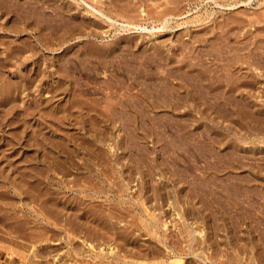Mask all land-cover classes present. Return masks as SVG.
Wrapping results in <instances>:
<instances>
[{
	"label": "rangeland",
	"instance_id": "obj_1",
	"mask_svg": "<svg viewBox=\"0 0 264 264\" xmlns=\"http://www.w3.org/2000/svg\"><path fill=\"white\" fill-rule=\"evenodd\" d=\"M10 1L9 0H4V1L0 0V2H1L0 3V37L1 38L0 39H2V40H0V88L2 89V91L0 89V97L2 98V99H0L2 101V102L0 101V168H1L0 169V264H85V263L86 264H92L90 261H92V262L95 261L94 263H97V264H113L114 262H116L114 264H123L125 262V259H124L125 256L123 255V252H125L124 251L125 250V238H121L119 236V235H121L120 234L121 232L126 231L129 227L132 226L128 230H134L136 232V234H139V232L142 233L141 234L142 236L137 237L138 239H137L136 243L144 244V245L146 243H150L149 241L147 242V239L148 240H154L155 242L157 241L155 238L152 237V234L146 233L147 231H146V228L144 227L143 222L137 217V214L145 209V205L143 203L140 204V202H143V200H146L145 198H147V195H148V193H146V191L149 188H150L149 191H151L149 197L152 196V198H154L153 187L155 188V191H157L159 196L157 199H152V202H151V200L148 202V205L151 206V209L154 210L159 216H160V214H162V216H160V217L163 220L168 219L169 220L168 225H169V227L172 226V229L176 228L175 226L172 225V223L176 226H180V229L184 228L185 225L193 226L195 229L194 236L196 238L198 237V235H199V237L202 236L200 238L199 237L197 238V239H199V240H197L198 243L196 242V238H195V240L193 242L194 246L191 249H189L186 246V242H185V244H184V242H182L183 245H185L184 247L186 249V250L184 249V251H189V253H181L182 255H180V257H182L184 260L183 264H191V263L195 264L194 263L195 261H196V264H197V261H198V264H264L263 263L264 259L261 262V260H259V258H258V257H260L261 254H263V250H264V247L262 248V246H264V240H261V238L264 239V237H263L264 236V233H263V231H264V228H263V226H264V215H263V217H260V218H263L262 221H260V218H259V216H262V214L258 215V213L264 214V206H263L264 205V197H263L264 196L263 195L264 190H262V189L260 190L258 187V186H261L259 184L261 181L264 180V176L262 178H259L258 179L259 181H257L258 177L256 178L253 175H251L248 168H246V167H240L239 168L238 167L239 169L235 168V170H234V165H232L235 162L234 160L237 159L238 157H240L242 160L245 158L244 159L245 161H243V163H251L250 160H253L254 162H252L251 164L255 163L254 165L257 164V166L260 168L262 166H264V159H263L264 158V139H263L264 136L261 137L258 134L255 135L254 130H253L254 128L250 126V125L254 124V121H251V119H249V117H248V116H250L248 113H250L251 115L252 114L255 115L256 113H258V111L259 112L261 111V108H262V110H264V57H263L264 56V44H263L264 43V32H263L264 31V16H261L262 14L264 15V13H263L264 12V10H263L264 9V0H250V1L249 0H234V1L233 0H183L181 3H172V4L170 3L171 5L168 4V6L170 5L169 6L170 8L168 6H166L167 4L165 5V4L160 3L163 0H145V1L144 0H136V2L134 0H127V2H126V0H113V1L112 0H91V1L90 0H60V1L59 0H41V1L39 0L40 2L38 0H35L36 3L34 0H30L31 3L29 0H20V1L19 0H15V1L10 0ZM28 1L30 4L28 3ZM132 1H133V3H132ZM148 1H150V2L152 1V3L150 4V2H148ZM17 2H19V3L17 4ZM146 2H148V4L150 6L148 4L145 5ZM156 2H157V4H156ZM119 3H120V5H119ZM135 3H136V6L137 5L139 6V8H138V6L137 7L135 6ZM154 3L156 6L154 5ZM21 4L23 6H25V5L26 6L23 7ZM112 4L115 5L117 12H116L115 7L112 8L114 6ZM128 4H129V6H128ZM132 4L136 8H134V6ZM152 4H153L152 8H155V9L158 8V9H161L163 11L167 10L170 12L167 14V17H166L168 19L167 22H165L166 18L157 16V11H155V9L151 8ZM173 4H174V6H173ZM28 5L30 6V8L33 5L34 6L32 7V9H30L29 7H27ZM59 5H60V7H59ZM65 5H66V7H65ZM110 5H111V7H110ZM157 5H158V7H157ZM162 5H164L165 7L161 8ZM117 6H118V8H117ZM145 6H147V7L149 6L148 8H151L153 12L154 11L156 12V14H154L155 12L154 13L151 12V14H150V12H148L146 14V12H144V11H148L149 9ZM182 6H183V8H182ZM119 7H121V10H122L121 12L119 11L120 10ZM128 7L129 8L131 7V9H133V10H127ZM166 7H168V8H166ZM172 7H174L173 10L171 9ZM146 8L148 10H146ZM67 9H68V11H67ZM138 9L141 11L140 14L138 13V12H140ZM151 9L149 11H151ZM8 10H10V11H8ZM32 10L35 12H32ZM113 10H114V12H113ZM179 10H180V13H179ZM253 10H255V12ZM27 11H29L30 13ZM171 11L175 12V13H172ZM235 11H237L238 13H236ZM20 12L23 14H21ZM31 12L34 13V15H32ZM125 12H127V14H129V15H127ZM133 12H135V13H133ZM252 12H254V13H252ZM257 12L259 15H257ZM260 12H262V13H260ZM27 13H29V14L26 15ZM130 13L131 14L133 13L134 15H131ZM159 13H161L160 10L158 11V15H159ZM255 13H256V17H255ZM30 14H31V16H30ZM51 14H52V16H51ZM153 14H154V16H153ZM234 14H235V16H234ZM237 14L240 17L237 16ZM250 14H252V17H254V18L250 19L249 18ZM16 16H18V17H16ZM28 16L31 18H28ZM128 16H130L132 18H130V17L128 18ZM257 16H259L260 18L259 17L257 18ZM230 17L231 18L233 17V19L239 20L241 22L235 21V20L231 19ZM245 17H247L246 18L247 20L245 19ZM19 18H21V19H19ZM61 18H62V20H61ZM216 18H218V19L216 20ZM240 19H242V20H240ZM244 19H245V21H244ZM72 20H76V21L78 20V21L77 22L75 21L76 22L75 23ZM218 20H220V21H218ZM224 20H225V22H224ZM251 20H253V21H251ZM82 21H83V24H82ZM228 21H230V22H228ZM231 21H233L234 23ZM26 22H27V24H26ZM80 22H81V24H80ZM84 22L88 23L87 27H86L87 24L84 25ZM250 22H252V23H250ZM8 23L10 24V26H8L9 25ZM219 23H221V24H219ZM227 23L230 25H228ZM14 24H15V26H14ZM238 24L240 26H238ZM23 25H24V27H23ZM89 25H90V27H89ZM242 25H244V26H242ZM159 26H161V29L159 28ZM56 28L58 30H56ZM74 28H75V30H74ZM84 28L86 30H84ZM227 28H228V30L226 31ZM87 29L89 32L87 31ZM206 31L208 34L206 33ZM1 34H2V36H1ZM63 34H64V36H63ZM202 35L205 37H202ZM236 35H237V38H236ZM47 36H48V38H47ZM167 37H170V39ZM217 39H218V41H217ZM256 39H257V41H256ZM150 40H152V42ZM192 40L194 42H192ZM46 41H47V43H46ZM92 41H94V42H92ZM182 41H183V43H185V45L182 44ZM15 42H16V44H15ZM153 42L154 43L157 42L159 45H157L156 43H155L156 44L155 45ZM245 42H249V43H245ZM120 44H123V45L119 46ZM132 44H134V45H132ZM151 44H152V46H155V47L151 48L152 47ZM186 44L189 46V48L187 47ZM259 44H260V47H259ZM35 46H36V48H35ZM84 46H85V48H84ZM133 46H135V47H133ZM246 46L248 47V49ZM261 46H263V47H261ZM146 47L150 50H148ZM185 47H186V50L188 49L187 52L185 51ZM223 47H224V49H223ZM242 47H244V49ZM162 48H164V49H162ZM181 48H182V50H181ZM191 48H192V50H191ZM200 48H202L201 49L202 51H199ZM88 49H89V51H88ZM141 49H144V53H143V50H141ZM152 49H153V51H152ZM242 49H243V51H242ZM15 50H17V51H15ZM160 50H162V51L160 52ZM205 50H207L206 51L207 53L205 52ZM253 50H256V51H253ZM90 51L92 53H88ZM114 51L116 53H114ZM138 51H140V53ZM165 51L167 54L165 53ZM215 51H217V52H215ZM258 51H260V52H258ZM145 52H147V53H145ZM151 52H155V53H151ZM200 52H203V53H200ZM221 52H222V54H221ZM254 52H255V54H254ZM7 53H8V55H7ZM101 53L104 57L101 55ZM149 53H151V54H149ZM171 53H172V55H170ZM146 54L149 56H146ZM155 54H157L158 56ZM162 54H164V55L166 54L167 57L162 55ZM245 54H247L246 58H245ZM250 55H253V56H251V57H253L252 60H249ZM199 56H200V58H199ZM248 56H249V58H248ZM257 56H258V58H257ZM146 57L147 58L151 57L152 59H147ZM164 57H166V58H164ZM183 57L184 58L187 57V58L183 59ZM243 57L245 60L248 58L247 61L242 59ZM254 57H256V58H254ZM259 57H261V58H259ZM153 58H155V59H153ZM157 58H160V59L157 60ZM178 58H180V59L177 61L176 59H178ZM104 59H106V60H104ZM163 59H164L165 63L161 62V61H163ZM173 59H174V61H173ZM181 59H182V61H181ZM199 59H201V60H199ZM258 59H259V62L262 59L260 63L258 62ZM155 60L158 62H156ZM188 60L190 61V63ZM242 60H243V62H242ZM225 61H227V62H225ZM166 62H167V64H166ZM170 62L171 63L173 62L172 65ZM174 62L175 63L181 62L182 64L176 63L174 65ZM185 62H187V63L185 64V66H183ZM196 62H199V63H196ZM249 62H250V64H249ZM251 63H252V65H251ZM257 64H259V65H257ZM169 65H171V66H169ZM228 65L231 67H229ZM190 66H191L192 70L190 69ZM248 66H249V68H248ZM58 67H59V69H58ZM167 67L169 68V71H168L169 73L166 72L168 70ZM176 67L179 70L181 68V70L184 73L177 70ZM197 67H198V69L200 68L202 70H204L205 68L206 69H205V71H202L203 73L201 72V70H199L201 73V74H199ZM184 68H187V69H184ZM48 69H50V70H48ZM60 69L62 70V72L59 71ZM170 69H172V70L170 71ZM209 69L211 71L212 70H214V71L208 73V71H210ZM206 70H207V72H206ZM27 71H29V72H27ZM172 71H174V72H172ZM192 71H195V72H193V74H192L191 73ZM223 71L224 72L229 71V72L224 73ZM165 72L167 75L165 74ZM217 72L219 73V75ZM244 72H246L247 74ZM66 73L68 76L66 75ZM185 73H187V76ZM242 73H244L245 75L244 74L242 75ZM26 74H27V76H26ZM61 74H63V75H61ZM173 74H175V75H173ZM183 74L185 76H181ZM198 74H199L198 77H200V78H198V77L196 78V76ZM209 74H211V75H209ZM229 74H231V76ZM65 75H66V77H65ZM162 75L164 76V78L162 77ZM170 75H171V77H170ZM248 75H250V77ZM242 76L243 77L248 76V78L246 77L247 80L248 79H250V81L252 80L253 84H252V82L251 83L249 82L250 84L241 85L239 87V89L237 91H235L234 95L230 94L231 92L227 91V89H225L222 86H221L222 89L218 88V87H214V86H216L215 84L218 83L217 81L222 82L224 80L223 82H230V83L233 81L237 82V81H239V79L240 80L245 79V78H242ZM179 77H182V78H179ZM61 78H63V79L65 78L64 79L65 83L63 82L64 80ZM203 78H205V79H203ZM229 78H231V79H229ZM179 79L183 80L184 82L186 79L185 83H187V85H189L192 90H195L196 95L199 96L200 97L199 99H201V100L200 101H192V102L191 101H180V98L177 96L178 94L176 92V88H177L175 86L176 84L174 85V82L179 80ZM197 79H198V81H197ZM164 80H166V82ZM214 80H216V81H214ZM242 80L239 83L244 81V80L243 81ZM170 81L173 83V85ZM194 81H196V82L194 83ZM21 82L25 86H22L23 84ZM10 83H12L13 85ZM18 83H19V85H18ZM167 83H170L171 86H170V84L165 85ZM213 83H215V84L212 85ZM206 84L207 85L211 84L212 85L211 87H214L216 90H214L213 88L210 90L209 88H207ZM5 85H7V86L5 87ZM8 85H11L12 87L10 86V89H9ZM14 85H15V87H14ZM75 86H76V88H75ZM166 86H167V88L165 89ZM3 87H4V91H3ZM11 88L13 90H11ZM16 88H17V90H16ZM171 88H172V90H170ZM205 88H207V90ZM72 89H74V90H72ZM182 89H181V92L184 94V89L183 90ZM217 89H218V91L221 89V92H216ZM6 90H8V91H6ZM167 90L169 91L168 92L169 94H167ZM199 90H200V93H199ZM2 92L4 94H2ZM5 92H7V93H5ZM8 92H9L10 97H12L11 95L14 94L11 99L8 98V96H9ZM182 93H180V94H182ZM215 93H217V94H215ZM227 93H229V94H227ZM236 93L240 95L239 99H238L239 96L236 95ZM5 94H7V95H5ZM158 94L160 97L157 96ZM161 94H163L164 96ZM205 94H206V96H205ZM225 94H226V96H225ZM2 96H4V97H2ZM155 96H157V97L155 98ZM223 96L225 98H229L230 101H223V100H225V98ZM6 97L8 100L6 99ZM161 97H162V99H161ZM165 97H167V98H165ZM168 97H170L171 99ZM246 98H247V100H246ZM168 99L175 100V101H173L174 102L173 103L172 101H170ZM234 99H236V100H234ZM240 99L242 100V102L239 101ZM164 100H166V101H164ZM176 100H179V101H176ZM69 102L70 103L72 102V103L70 104ZM233 102H235V103H233ZM167 103H169V104H167ZM242 103L243 104L245 103V105H247V106L242 105ZM153 104H156V105L159 104L160 106L158 105L157 107H154L156 105L153 106ZM177 105H178V107H177ZM217 105H218V107H217ZM252 106H254V107H252ZM67 107H68V109H66ZM172 107H174L176 109H173ZM247 107L249 110L252 108V110L249 111L247 109ZM258 107H260V108H258ZM44 108H45V110H44ZM88 108H89V110H88ZM102 109L104 112L102 111ZM123 109H125V110H123ZM5 111H6V113H5ZM131 111H132V113H131ZM252 112H254V113H252ZM68 114H70V115H68ZM122 114L124 115V118H123ZM191 114H193V115H191ZM67 115H68V117H67ZM103 115L105 116V118ZM168 115L169 116L172 115V116L169 117ZM176 115H177V117H179L178 118V121L180 120L179 122L176 119L177 118ZM180 115H182V116H180ZM237 115H239V116H237ZM113 116L117 117V118L115 119ZM166 116H168V117H166ZM183 116H184V118L190 117L189 122L193 121L195 124L193 125V123H189L187 121L188 118L184 119ZM191 116H194V118ZM197 116H198V118L200 116L201 120L197 119ZM10 117L11 118L12 117L13 118L20 117V118L19 119L17 118V120L13 119V121H12V119ZM112 117L114 118V121H113ZM174 117H176L175 118L176 120L174 119ZM245 117H246L245 120H249V121H251V123L252 122L253 123L252 124L246 123V121L244 120ZM170 118L174 119L177 122H175L174 120H172ZM106 119H108V120H106ZM191 119H193V120H191ZM7 120H8V122H7ZM88 120H89V122H87ZM171 120L173 121L174 124L176 123L175 126H173L174 124H172ZM182 120H183V122H182ZM197 120H198V122H197ZM14 121L15 122L18 121V123H14ZM123 121H125V122H123ZM184 121H187V122L184 123ZM5 122H6V124H5ZM12 122L14 124H11ZM169 122H171L170 126H167L169 124ZM8 123L10 125H8ZM179 123H181V124L179 125ZM187 123L191 124L190 130H192L194 134L189 129L187 131L185 129H181L182 126H184ZM202 124L204 126H202ZM240 124H245L247 128L246 127L244 128L243 125L238 126ZM99 125H100V127H99ZM129 125H130V127H129ZM180 126H181V128H180ZM236 126L239 128H237ZM169 127H171V128H169ZM174 127H176L179 131L177 129H175ZM168 128H169V130H168ZM202 128L205 130L207 129V131H208L209 135H211V137ZM233 128H235V129H233ZM170 129H172V130L170 131ZM193 129H195L196 131ZM199 129H202V130H199ZM165 130H167V131H165ZM239 131H244V132L241 133ZM187 132L190 134H186ZM133 133L135 134V136ZM184 133L186 135H184ZM195 133H197V134H195ZM199 133L200 134L206 133V136L202 135V134L200 136ZM14 134H15V136H14ZM105 134H106L105 139L100 140V136L105 135ZM191 134L194 135L195 137L194 136L190 137ZM246 134H247L248 138H247V136H245ZM182 135H184L185 137ZM76 136H77V138H76ZM204 136L205 137L208 136L207 140ZM61 137H62V139H61ZM196 137L198 140L196 139ZM217 137L219 140L217 139ZM255 137H256V139H255ZM171 138H174V139H171ZM209 138H211V139L215 138L214 139L215 144H213L214 140L213 139L211 140ZM229 138H230V140H229ZM234 138H236L235 139L236 141L232 140ZM241 138H243V139L245 138L246 141H240ZM187 139H189V140L187 141ZM194 139L197 141L198 144L196 143V141H194ZM65 140L67 143L65 142ZM72 140H74V141H72ZM80 140H81V142H80ZM89 140L91 143L89 142ZM191 140H192V142H191ZM251 140L253 141L252 144L247 143V142H250ZM216 141L217 142L219 141V143H217ZM231 141L232 142L234 141V143H232ZM255 141H257V142H255ZM82 142L83 143L85 142V143L83 144ZM86 142H87V145H86ZM208 142H209V144H208ZM254 142H255V144H253ZM106 143H108V144H106ZM242 143H244V144H242ZM88 144H90V145H88ZM159 144L162 147H160ZM232 145H233V148L238 150V151L234 150L232 148ZM241 145H243V146H241ZM60 146H62V147H60ZM212 146H214V149L218 147V150L215 149L216 150L215 151ZM87 147H89V148H87ZM199 147L201 149H199ZM112 148H113V150L110 151ZM243 148H244V150H243ZM257 148H258V150H257ZM197 149H199L200 151ZM222 149L223 150L225 149V150L222 151ZM228 149L231 151H229ZM168 150L170 153L168 152ZM242 150L245 151V154H244V152H241ZM214 151L215 152L219 151V152L214 154L215 153ZM235 151H236V153L238 152L237 154L240 153V155L242 157L240 155H237L235 153ZM248 151H250V152L252 151V152L249 153ZM228 152L229 153L233 152L235 154L231 153V155L233 154L231 156ZM120 153H122V154H120ZM195 153H196V156H195ZM219 153H221V154H219ZM124 154L126 157L124 156ZM146 154H147V156H146ZM218 154H219V157L217 156ZM225 154L227 157L223 156ZM245 155H247L248 157L247 156L245 157ZM66 156H67V158H66ZM78 156H80V158ZM222 156H223V158H222ZM254 156L257 158H255ZM173 157H175V158H173ZM224 157H225V160H224ZM251 157L252 158L254 157V158L252 159ZM261 157H262V159H261ZM70 158H72V159H70ZM227 158H229V159H227ZM67 159L73 163H75V162L82 163L81 165L83 168L77 169L78 168L77 167V168H73L72 170H70V169L68 170V168L63 169V170H58V169L54 168L53 164L57 160L60 161L61 163L65 164L66 167L70 166L69 162L67 164L65 163V161ZM79 159H81L82 161L81 160L79 161ZM248 159H250L249 160L250 162L248 161ZM254 159H256V160H254ZM107 160H109V161L106 162ZM122 160L123 161L125 160V161L123 162ZM226 160H227V162H226ZM77 163H75V164H77ZM229 163L231 164V166H233L232 168H230L231 166ZM173 164H175V165H173ZM179 164H180L181 168H179L180 167ZM25 165H26V167H25ZM100 165L102 166L101 167L102 171L100 170L101 168H99ZM103 165H104V167H103ZM213 165H216V166L213 167ZM89 166L90 167L92 166L91 170H90ZM108 166H111V167H108ZM221 166L223 168L224 167H226V168L225 169L222 168L223 169V171H222ZM35 168H36V170H35ZM52 168L54 169L53 171H52ZM228 170L230 173L228 172ZM37 171H39V172H37ZM233 171H234V173H233ZM245 171H247V173ZM178 172L182 176L181 175L178 176ZM210 172H212V174ZM213 172H214V174H213ZM236 172L238 173L239 176L236 175L237 174ZM231 173L234 176H232ZM242 173L244 174V176ZM28 174L30 176H28ZM59 174H61V175H59ZM210 174H211V176H213V175L214 176L211 177ZM226 174L228 177L226 176ZM229 174L231 175L232 180H230ZM240 174H242L243 178L247 177V179L248 178L251 179L254 177V179H252V182L254 183L253 185H255V187L253 186V189L255 188L256 192L254 191L253 194L256 193V196L262 195V197H260V196L256 197L255 195H251V194L247 195V194H249V192H246L243 195L240 194L242 196V199H241L240 195H239L240 197H237L238 194L234 193V190L230 191V185L234 184L236 181H239L240 178H242V177H240L241 176ZM219 175H220V177H219ZM53 176H55V177H53ZM75 176H77L78 181L76 180L73 182V178H75ZM90 176H92L94 179H95V177H97L98 179H96V181L94 182L93 178L92 177L90 178ZM20 177H22V178H20ZM206 177H208V178H206ZM224 177L225 178L227 177V179L223 180V179H225ZM233 177L236 179H233ZM205 178L207 179V182H206ZM212 178H213V180H212ZM217 178L218 179L220 178V179L218 180ZM64 179H65V182H60ZM88 179H89V182H88ZM148 179L151 180L150 183H149ZM97 180H99V181H97ZM253 180H255V181H253ZM92 181H93V183H92ZM115 181H117V182H115ZM146 181L150 185L147 184ZM201 181H203V182L201 183ZM214 181L216 184L214 183ZM75 182L78 184L84 183L83 185L87 184V185H90L92 187L96 186L97 188L103 187V188L109 190V192L107 193V194H109L108 198H106V193H102L103 195L102 194L95 195L94 200H93V204H95V206H96L99 203L97 205L98 207H102V206L105 208L111 207V210H112V208H114L112 210V212L114 213V214L112 213L113 217L111 215V216H108L107 219L109 221L111 220V222L115 223V225L113 228L110 229L111 231L108 233V235L110 237L107 236V238H99L98 236L93 235L92 238H90L89 240H91L93 242V244H95L94 248H96V250H98L100 248V246L103 245L104 250L106 252H108V251H110V248L113 247V250L116 252V254L114 256L112 255L113 253L112 254L109 253L108 257H104L102 255L95 257L94 255H92V252L90 250H88V246H86L87 244H85V242H83V241H79L82 239V237H80V236H81V234H83V232H79L78 230H74L73 228L71 229L69 225H67L70 228L69 231L65 230V227L61 228V226L65 223V220H62L63 217L59 214H56V212L54 213V212L49 211V210H52V207H55L58 209L60 208L61 204L56 207L55 203L54 202L52 203L51 201L53 199H55V197H57L56 199L59 200L65 194L62 199L67 201L65 204L68 207V209L63 208L61 206V208L63 209V212H65V213L75 212L74 208L73 209L71 208V207H74L73 206L74 201L71 202V200L73 198L75 200V202H78L80 197L83 196V194L81 192H79V191L74 192L70 188V185L72 183L75 187H77L75 185ZM113 182H114V184H113ZM222 182H224V183H222ZM25 183H28V184H25ZM68 183H69V185H68ZM191 183L194 185H192ZM220 183L224 184V186L228 185L229 187L228 188H226V187L222 188L224 186L223 185L221 186ZM225 183H231V184L225 185ZM99 184H101V185H99ZM199 184L201 185L202 188L200 187ZM206 184H208V185H206ZM261 184L264 187V183L261 182ZM36 185L40 188L41 191L43 189V191L42 192L39 191V189ZM144 185L146 188L144 187ZM148 185H149V187H148ZM151 185H152V187H151ZM161 186H162V188H161ZM163 186H165V187H163ZM187 186H188V188H187ZM213 186H216V188ZM184 188H186V192H184L185 191ZM226 189L229 190L230 194ZM256 189H259V191ZM216 190H217V192L218 191L219 192L216 193L215 192ZM225 190H226V192L224 193ZM35 191H37V192H35ZM38 191L41 194H39ZM44 191H46L47 193ZM54 192H55V194H54ZM143 192H144V194H143ZM179 192H182V193H179ZM183 192L186 194H184ZM198 192H200V193H198ZM44 193L46 196L44 195ZM220 193L221 194L223 193V194L221 195ZM226 193H228V194L226 195ZM232 193H233V195H232ZM181 194H183L185 197ZM201 194H203V195H201ZM213 194H214V197H213ZM75 195H78V196L75 197ZM215 195L218 197H216ZM219 195H221L222 198ZM230 195H232V196H230ZM65 196L66 197L71 196V197H70V199L69 198L66 199ZM233 196L237 197L238 199L234 198V201H233ZM36 197H37V199H36ZM251 197H253L255 199H253ZM259 197H260V199H258ZM76 198H77V201H76ZM86 198H89V197H86ZM215 198H218V199H215ZM244 198H246V199H244ZM139 199H141V201ZM203 199H205V200H203ZM206 199H207V203L209 202V204L205 203ZM210 199H212L214 201V204L216 206H218V207L220 206L221 210L214 212L215 209H212L213 206L210 205V203H212L213 201ZM220 199L223 201H221ZM250 199H251L252 203L255 201L256 205H255V203L252 204ZM168 200H169V202H168ZM216 200H218V201H216ZM236 200H237V202H236ZM238 200H242V202L240 201V205H241L242 210H240ZM94 201H96L97 204ZM99 201L103 202L102 206L100 205L101 202H99ZM224 201L227 203H225ZM228 201H229V203H228ZM114 202H116V203H114ZM156 202L158 204L152 205L153 203H156ZM217 202H221V203L219 204ZM260 202L262 204H260ZM118 203L121 205H119ZM159 203H160V205H159ZM178 203H179V205H178ZM243 203H245L247 205H244V207H243L242 206ZM250 203L252 205H250ZM111 204H113V205H111ZM233 204H237L239 206V210H238L239 212L238 213L235 210H233ZM222 205H223V207H222ZM253 205H255V206H253ZM184 206H186V207L189 206V208H191V206H192L191 210L189 211L191 214L190 213H189V215L187 214L188 219L181 217V215L179 213L183 210ZM193 206H195V207H193ZM224 206L227 209H225ZM229 206H230V208H229ZM258 206H260V207H258ZM40 207H41V210H44V211H41ZM254 207H255V209H254ZM119 208L122 210H119ZM178 208L179 209L181 208V210H179ZM228 208H229V210H228ZM243 208H244V210H243ZM245 208L246 209L248 208V209L246 210ZM261 208H263V209H261ZM230 209H231V212H230L231 215L228 214ZM251 209L252 210L254 209L253 211H255V212H253ZM117 210H118V212H117ZM226 210L228 211L227 212L228 215L225 212ZM82 211L83 210L81 209L78 212L82 213ZM106 211L108 212L109 210L106 209ZM160 211H161V213H160ZM233 211H235V213ZM248 211H250V213H247ZM257 211H259V212L256 213ZM42 212H44V213H42ZM47 212H48V214H47ZM119 212L125 213V214H121ZM208 212H212V213H208ZM243 212L245 213V216H247L249 214L247 216L249 218L244 217V215H241V214H244ZM251 212H252V214H254V213L255 214L252 216ZM130 213H131V215L134 216V217L132 216L135 219V220L133 219L134 221L130 217L131 216ZM206 213L208 214V216L210 215L208 218L206 216L207 215ZM236 213H237V215H236L237 218L239 217L238 219H235L236 216H234V215ZM46 214L48 215V217L46 216ZM172 214H174V215H172ZM192 214L193 215L196 214V215L193 216ZM232 215L234 216L233 218L231 217ZM72 216L74 217V215H72ZM135 216H136V218H135ZM165 216H166V218H165ZM204 216H206L207 220H204L205 219ZM251 216L253 218H254V216L257 217L258 220L256 221L257 218H254V221H253V218ZM212 217L214 218L215 222L213 221ZM228 217H230L231 219L229 218L230 219L229 220ZM91 218L92 217H90V219ZM129 218H131V219H129ZM170 219H171V221H170ZM179 219L181 222H178ZM82 220L87 221L84 217L82 218ZM129 220H131V221H129ZM175 220H176V222H175ZM223 221H224V223L222 224ZM247 221L248 222L251 221L252 223L251 222L248 223ZM255 221H256V223H255ZM126 222H127V224H125ZM136 222L138 224H136ZM177 222L179 223V225ZM192 222H193V224H196V223L198 224L200 222V224L193 225V224H191ZM253 222L255 225L253 224ZM175 223H177V224H175ZM180 223L184 224V226ZM211 223L213 224V226ZM232 223H233L234 227H232ZM202 224L204 227H202ZM208 224H210V225H208ZM238 224H240V225H238ZM250 224H252V226ZM222 225L225 227L224 229H222L223 228ZM226 225H227V227H226ZM124 226H125V228H124ZM181 226H183V227H181ZM214 226H216L217 228L215 227L216 228L215 229ZM138 227H141V229H138ZM200 227L206 229V230H203L204 234L202 232H201L202 234L200 233L199 230L202 229ZM207 228H209V229H207ZM258 228H259L260 232H258V230H257ZM260 228H261L262 232H261ZM170 229L171 228H169V230ZM180 229L177 227L176 228L177 231L174 230L173 232H176V233L179 232L180 233ZM211 229L214 231V233L217 232V234L214 235V233L212 232ZM103 230L105 231V229H103ZM253 230H255L257 232H255ZM229 231L231 233H228ZM232 232H233V234H232ZM246 232L249 234H247ZM237 233L240 236H238ZM257 233H259L258 234L259 236L257 235ZM183 234H185V233H183ZM183 234L180 236L183 237ZM260 235H261V238H260ZM180 236H179V240L182 241V239L184 237L182 239H180L181 238ZM216 236H217V238H216ZM231 236H232V238H231ZM235 236H237V238H238L237 240H236ZM256 236H258V237H256ZM222 238H224V239H222ZM256 238H258V240L260 239V241H263L262 245L260 247H257V248L252 246V240L256 239ZM139 239H140V241H139ZM200 239H201V241H200ZM210 239L213 241L215 240V241L212 242ZM232 239H233V241H232ZM241 239H242V241H241ZM70 240H72V241H70ZM209 242H212V245ZM217 242H218L219 246L217 245ZM232 242H234V244ZM158 243L159 242L157 241V244ZM182 243H181V246H182ZM194 243H196V244H194ZM177 244L180 245L179 242ZM207 244H208V246H210V248L211 247L212 248L211 249L206 248V247H208V246H206ZM245 244H247V246ZM34 245H35V247H34ZM80 246L83 249H81ZM109 246H111V247H109ZM114 246H115V248H114ZM214 246H215V249H213ZM220 246H221V248H220ZM222 246H224V247H222ZM143 247H145V246H143ZM204 247H205V249H204ZM182 248H183V246H182ZM258 248H260V251L258 250ZM228 249H229V251H228ZM256 249L260 253L261 252L262 253L261 254L258 253ZM207 250H208V252H207ZM249 252H251L252 254ZM211 253L213 256L211 255ZM215 253H217L218 256ZM257 253L259 254V256L258 255L255 256V254H257ZM56 254H57V256H56ZM214 254H215V256H217V258L221 259L222 262L220 260L218 262L217 261L218 259L217 258L215 259ZM234 254L237 257H235ZM250 254H251V257H253V258L255 256V259L250 258V256H249ZM58 255H59V257H58ZM233 256H234V259H233ZM160 257L164 260H161ZM160 257L158 259H160V262L162 264L169 263V261H170L169 259L164 258L162 256H160ZM230 258L232 260H234V262L231 261ZM235 258H237V260ZM66 259H67V261H66ZM89 259H90V261H89ZM150 259L151 260L152 259L157 260L153 264H161L157 258H151L150 257ZM112 260H114V261H112ZM106 261H107V263H106ZM188 261L190 263H188ZM236 261H238L239 263H237ZM157 262H159V263H157ZM124 264H128V263L125 262ZM169 264H177V263H171L170 262Z\"/></svg>",
	"mask_w": 264,
	"mask_h": 264
},
{
	"label": "bare ground",
	"instance_id": "obj_2",
	"mask_svg": "<svg viewBox=\"0 0 264 264\" xmlns=\"http://www.w3.org/2000/svg\"><path fill=\"white\" fill-rule=\"evenodd\" d=\"M2 1V0H1ZM4 1V0H3ZM10 1V0H9ZM15 1V0H14ZM20 1V0H19ZM30 1V0H29ZM29 1H28V3H29ZM35 1V0H34ZM39 1V0H38ZM41 1V0H40ZM39 1V2H40ZM60 1V0H59ZM91 1V0H90ZM113 1V0H112ZM135 2H136V0H134ZM145 1V0H144ZM183 0H163L162 2H160L161 4H167L166 6H168V4H172V3H181ZM234 1V0H233ZM250 1V0H249ZM6 2V1H5ZM11 2V1H10ZM126 2H127V0H126ZM148 2H150V1H148ZM148 2H146L145 3V5L146 4H148ZM158 2V3H159ZM1 3V2H0ZM12 3V2H11ZM10 3V4H11ZM14 3V2H13ZM19 2H17V4H18ZM27 3V2H26ZM25 3V4H26ZM30 3H31V1H30ZM29 3V4H30ZM35 3H36V1H35ZM73 3V2H72ZM115 3V2H114ZM124 3V2H123ZM132 3H133V1H132ZM152 3V1L150 2V4ZM15 4V3H14ZM50 4V3H49ZM131 4V3H130ZM156 4H157V2H156ZM170 4V5H171ZM238 4V3H237ZM7 5V4H6ZM13 5V4H12ZM16 5V4H15ZM22 5V4H21ZM67 5V4H66ZM66 5H65V7H66ZM112 5H114V4H112ZM119 5H120V3H119ZM133 5V4H132ZM149 5V4H148ZM154 5H155V3H154ZM159 5V4H158ZM158 5H157V7H158ZM169 5V6H170ZM23 6V5H22ZM26 6V5H25ZM25 6H23V7H25ZM34 6V5H33ZM32 6V7H33ZM124 6V5H123ZM128 6H129V4H128ZM134 6V5H133ZM135 6H136V3H135ZM134 6V8H136ZM150 6V5H149ZM148 6V7H149ZM152 6H153V4L151 5V8H152ZM156 6V5H155ZM168 6V7H169ZM173 6H174V4H173ZM181 6V5H180ZM184 6V5H183ZM183 6H182V8H183ZM235 6V5H234ZM5 7V6H4ZM17 7V6H16ZM19 7V6H18ZM27 7H29L30 8V6L28 5ZM26 7V8H27ZM32 7L30 8V9H32ZM36 7V6H35ZM59 7H60V5H59ZM110 7H111V5H110ZM115 7V5L112 7V8H114ZM145 7H147V6H145ZM147 7V8H148ZM156 7V8H157ZM162 7H165L164 5H162L161 6V8ZM168 7H166V8H168ZM176 7V6H175ZM22 8V7H21ZM28 8V9H29ZM68 8V7H67ZM109 8V7H108ZM117 8H118V6H117ZM120 8V12L122 11L121 10V7H119ZM124 8V7H123ZM138 8H139V6H138ZM146 8V10H150L151 8H148L147 9ZM160 8V7H159ZM170 8V7H169ZM173 8L174 7H172L171 9L173 10ZM181 8V9H182ZM9 9V8H8ZM24 9V8H23ZM34 9V8H33ZM37 9V8H36ZM56 9V8H55ZM115 9H116V7H115ZM152 9H155V8H152ZM152 9H151V11H144V12H146V14L148 13V12H150V14H151V12H153L152 11ZM170 9V10H171ZM180 9V10H181ZM249 9V8H248ZM261 9V8H260ZM72 10V9H71ZM70 10V11H71ZM127 10H133V9H131V7L129 8L128 7V9ZM126 10V11H127ZM139 10V9H138ZM160 10V12L161 13H159V15H158V11ZM175 10V9H174ZM180 10H179V13H180ZM246 10V9H245ZM264 10V9H263ZM7 11V10H6ZM8 11H10V10H8ZM15 11V10H14ZM38 11V10H37ZM55 11V10H54ZM67 11H68V9H67ZM124 11V10H123ZM140 11V10H139ZM155 11H157V16H159V17H163V18H166L167 17V14L168 13H170L169 11H167V10H161V9H155ZM154 11V12H155ZM178 11V10H177ZM176 11V12H177ZM244 11V10H243ZM254 12H255V10H253ZM27 12H29V11H27ZM32 12H35V11H33L32 10ZM31 12V14L32 15H34V13H32ZM41 12V11H40ZM113 12H114V10H113ZM116 12H117V9H116ZM143 12V11H142ZM153 12V13H154ZM172 12V11H171ZM236 13H238L237 11H235ZM254 12H252V13H254ZM263 12V11H262ZM262 12H260V13H262ZM21 13V12H20ZM30 13V12H29ZM29 13H27L26 15H28ZM83 13V12H82ZM126 14H127V12H125ZM133 13H135V12H133ZM131 14V15H134V14ZM139 14L141 13V11L140 12H138ZM172 13H175V12H172ZM231 13V12H230ZM250 13V12H249ZM264 13V12H263ZM21 14H23V13H21ZM31 14H30V16H31ZM37 14V13H36ZM41 14V13H40ZM53 14V13H52ZM52 14H51V16H52ZM143 14V13H142ZM141 14V15H142ZM154 14H156V12L154 13ZM154 14H153V16H154ZM246 14V13H245ZM19 15V14H18ZM58 15V14H57ZM61 15V14H60ZM125 15V14H124ZM127 15H129V14H127ZM257 15H259L258 14V12H257ZM37 16V15H36ZM44 16V15H43ZM83 16V15H82ZM111 16V15H110ZM151 16V15H150ZM156 16V15H155ZM224 16V15H223ZM234 16H235V14H234ZM237 16H239L238 14H237ZM246 16V15H245ZM261 16H264L263 14L261 15ZM16 17H18V16H16ZM48 17V16H47ZM50 17V16H49ZM130 16H128V18H129ZM144 17V16H143ZM240 17V16H239ZM248 17V16H247ZM247 17H245V19L247 18ZM255 17H256V13H255ZM259 16H257V18H258ZM28 18H31V17H29L28 16ZM38 18V17H37ZM130 18H132V17H130ZM231 18V17H230ZM249 18L251 19V18H254V17H252V14H250V16H249ZM260 18V17H259ZM262 18V17H261ZM5 19V18H4ZM19 19H21V18H19ZM60 19V18H59ZM64 19V18H63ZM111 19V18H110ZM210 19V18H209ZM218 18H216V20H217ZM231 19H233V17L231 18ZM238 19V18H237ZM245 19H244V21H245ZM14 20V19H13ZM61 20H62V18H61ZM151 20V19H150ZM229 20V19H228ZM233 20H235V21H238V22H241V21H239V20H236V19H233ZM240 20H242V19H240ZM247 20V19H246ZM255 20V19H254ZM258 20V19H257ZM256 20V21H257ZM73 22H75L76 20H72ZM78 21V20H77ZM76 21V22H77ZM168 21V19L166 18L165 19V22H167ZM207 21V20H206ZM218 21H220V20H218ZM249 21V20H248ZM251 21H253V20H251ZM8 22V21H7ZM10 22V21H9ZM14 22V21H13ZM49 22V21H48ZM75 22V23H76ZM224 22H225V20H224ZM228 22H230V21H228ZM231 22H233V21H231ZM247 22V21H246ZM41 23V22H40ZM206 23V22H205ZM234 23V22H233ZM250 23H252V22H250ZM260 23V22H259ZM9 24V23H8ZM12 24V23H11ZM23 24V23H22ZM26 24H27V22H26ZM31 24V23H30ZM72 24V23H71ZM79 24V23H78ZM80 24H81V22H80ZM82 24H83V21H82ZM85 24H87L86 25V27L88 26V23L86 22H84V25ZM219 24H221V23H219ZM218 24V25H219ZM228 24V23H227ZM243 24V23H242ZM7 25V24H6ZM69 25V24H68ZM129 25V24H128ZM132 25V24H131ZM228 25H230V24H228ZM257 25V24H256ZM255 25V26H256ZM8 26H10V24L8 25ZM13 26V25H12ZM14 26H15V24H14ZM22 26V25H21ZM72 26V25H71ZM80 26V25H79ZM92 26V25H91ZM162 26V25H161ZM161 26H159V28L161 29ZM233 26V25H232ZM238 26H240L239 24H238ZM242 26H244V25H242ZM241 26V27H242ZM23 27H24V25H23ZM30 27V26H29ZM89 27H90V25H89ZM220 27V26H219ZM227 27V26H226ZM225 27V28H226ZM6 28V27H5ZM19 28V27H18ZM21 28V27H20ZM26 28V27H25ZM34 28V27H33ZM41 28V27H40ZM77 28V27H76ZM79 28V27H78ZM93 28V27H92ZM257 28V27H256ZM10 29V28H9ZM24 29V28H23ZM29 29V28H28ZM80 29V28H79ZM99 29V28H98ZM245 29V28H244ZM243 29V30H244ZM262 29V28H261ZM13 30V29H12ZM18 30V29H17ZM56 30H58L57 28H56ZM60 30V29H59ZM74 30H75V28H74ZM84 30H86L85 28H84ZM104 30V29H103ZM208 30V29H207ZM220 30V29H219ZM228 30V28L226 29V31ZM263 30V29H262ZM20 31V30H19ZM66 31V30H65ZM87 31H88V29H87ZM86 31V32H87ZM233 31V30H232ZM258 31V30H257ZM260 31V30H259ZM45 32V31H44ZM47 32V31H46ZM67 32V31H66ZM72 32V31H71ZM74 32V31H73ZM79 32V31H78ZM89 32V31H88ZM197 32V31H196ZM204 32V31H203ZM221 32V31H220ZM264 32V31H263ZM206 33H207V31H206ZM211 33V32H210ZM228 33V32H227ZM240 33V32H239ZM248 33V32H247ZM255 33V32H254ZM62 34V33H61ZM60 34V35H61ZM67 34V33H66ZM72 34V33H71ZM70 34V35H71ZM75 34V33H74ZM80 34V33H79ZM188 34V33H187ZM208 34V33H207ZM259 34V33H258ZM46 35V34H45ZM54 35V34H53ZM77 35V34H76ZM154 35V34H153ZM197 35V34H196ZM224 35V34H223ZM257 35V34H256ZM1 36H2V34H1ZM50 36V35H49ZM63 36H64V34H63ZM62 36V37H63ZM189 36V35H188ZM199 36V35H198ZM16 37V36H15ZM121 37V36H120ZM155 37V36H154ZM160 37V36H159ZM202 37H205V36H203L202 35ZM1 38V37H0ZM14 38V37H13ZM43 38V37H42ZM47 38H48V36H47ZM117 38V37H116ZM125 38V37H124ZM127 38V37H126ZM167 38H169L170 39V37H167ZM166 38V39H167ZM172 38V37H171ZM200 38V37H199ZM236 38H237V35H236ZM63 39V38H62ZM148 39V38H147ZM150 39V38H149ZM165 39V40H166ZM179 39V38H178ZM205 39V38H204ZM246 39V38H245ZM0 40H2V39H0ZM125 40V39H124ZM155 40V39H154ZM164 40V39H163ZM174 40V39H173ZM186 40V39H185ZM207 40V39H206ZM216 40V39H215ZM221 40V39H220ZM227 40V39H226ZM249 40V39H248ZM247 40V41H248ZM27 41V40H26ZM63 41V40H62ZM66 41V40H65ZM109 41V40H108ZM143 41V40H142ZM145 41V40H144ZM151 42H152V40H150ZM217 41H218V39H217ZM222 41V40H221ZM256 41H257V39H256ZM260 41V40H259ZM263 41V40H262ZM92 42H94V41H92ZM130 42V41H129ZM137 42V41H136ZM163 42V41H162ZM192 42H194L193 40H192ZM23 43V42H22ZM46 43H47V41H46ZM127 43V42H126ZM147 43V42H146ZM154 43V42H153ZM152 43V44H153ZM157 45H159L157 42H155ZM154 43V44H155ZM164 43V42H163ZM214 43V42H213ZM233 43V42H232ZM245 43H249V42H245ZM10 44V43H9ZM15 44H16V42H15ZM109 44V43H108ZM131 44V43H130ZM152 44H151V46H152ZM155 44V45H156ZM182 44H184L185 45V43H183V41H182ZM191 44V43H190ZM193 44V43H192ZM229 44V43H228ZM262 44V43H261ZM264 44V43H263ZM60 45V44H59ZM84 45V44H83ZM121 45H123V44H120L119 46H121ZM126 45V44H125ZM129 45V44H128ZM132 45H134V44H132ZM131 45V46H132ZM147 45V44H146ZM187 45V44H186ZM19 46V45H18ZM50 46V45H49ZM136 46V45H135ZM135 46H133V47H135ZM180 46V45H179ZM182 46V45H181ZM223 46V45H222ZM234 46V45H233ZM242 46V45H241ZM244 46V45H243ZM248 46V45H247ZM246 46V47H247ZM257 46V45H256ZM23 47V46H22ZM26 47V46H25ZM91 47V46H90ZM155 46H152L151 48H154ZM184 47V46H183ZM182 47V48H183ZM187 47L189 48V46L187 45ZM211 47V46H210ZM259 47H260V44H259ZM261 47H263V46H261ZM35 48H36V46H35ZM84 48H85V46H84ZM103 48V47H102ZM131 48V47H130ZM147 48V47H146ZM180 48V47H179ZM182 48H181V50H182ZM203 48V47H202ZM202 48H200V50L199 51H202L201 49ZM216 48V47H215ZM232 48V47H231ZM241 48V47H240ZM243 49H244V47H242ZM254 48V47H253ZM22 49V48H21ZM26 49V48H25ZM34 49V48H33ZM41 49V48H40ZM125 49V48H124ZM139 49V48H138ZM148 49V48H147ZM156 49V48H155ZM160 49V48H159ZM162 49H164V48H162ZM199 49V48H198ZM204 49V48H203ZM217 49V48H216ZM223 49H224V47H223ZM243 49H242V51H243ZM246 49V48H245ZM247 49H248V47H247ZM258 49V48H257ZM13 50V49H12ZM18 50V49H17ZM17 50H15V51H17ZM20 50V49H19ZM95 50V49H94ZM114 50V49H113ZM141 50H143V53H144V49H141ZM148 50H150V49H148ZM158 50V49H157ZM171 50V49H170ZM180 50V51H181ZM188 50V49H187ZM187 50H186V47H185V51L187 52ZM191 50H192V48H191ZM190 50V51H191ZM221 50V49H220ZM11 51V50H10ZM14 51V50H13ZM30 51V50H29ZM88 51H89V49H88ZM129 51V50H128ZM152 51H153V49H152ZM162 50H160V52H161ZM169 51V50H168ZM184 51V52H185ZM204 51V50H203ZM207 50H205V52H206ZM253 51H256V50H253ZM262 51V50H261ZM75 52V51H74ZM139 53H140V51H138ZM142 52V51H141ZM171 52V51H170ZM178 52V51H177ZM204 52V53H205ZM209 52V51H208ZM215 52H217V51H215ZM225 52V51H224ZM258 52H260V51H258ZM3 53V52H2ZM9 53V52H8ZM8 53H7V55H8ZM12 53V52H11ZM23 53V52H22ZM33 53V52H32ZM52 53V52H51ZM88 53H92L91 51L90 52H88ZM113 53V52H112ZM114 53H116L115 51H114ZM119 53V52H118ZM133 53V52H132ZM145 53H147V52H145ZM151 53H155V52H151ZM151 53H149V54H151ZM165 53H166V51H165ZM195 53V52H194ZM200 53H203V52H200ZM207 53V52H206ZM228 53V52H227ZM257 53V52H256ZM67 54V53H66ZM167 54V53H166ZM166 54L164 55V54H162V55H164V56H166ZM184 54V53H183ZM182 54V55H183ZM221 54H222V52H221ZM226 54V53H225ZM254 54H255V52H254ZM4 55V54H3ZM62 55V54H61ZM94 55V54H93ZM101 55H102V53H101ZM111 55V54H110ZM120 55V54H119ZM136 55V54H135ZM134 55V56H135ZM153 55V54H152ZM155 55H157V54H155ZM160 55V54H159ZM170 55H172V53L170 54ZM175 55V54H174ZM219 55V54H218ZM238 55V54H237ZM246 55L247 54H245V58H246ZM258 55V54H257ZM263 55V54H262ZM55 56V55H54ZM103 56V55H102ZM145 56V55H144ZM146 56H149V55H147L146 54ZM151 56V55H150ZM158 56V55H157ZM161 56V55H160ZM176 56V55H175ZM174 56V57H175ZM181 56V55H180ZM192 56V55H191ZM217 56V55H216ZM251 56H253V55H250V58H249V56H248V58H249V60H252V58L253 57H251ZM256 56V55H255ZM261 56V55H260ZM28 57V56H27ZM41 57V56H40ZM89 57V56H88ZM104 57V56H103ZM167 57V56H166ZM166 57H164V58H166ZM197 57V56H196ZM264 57V56H263ZM48 58V57H47ZM67 58V57H66ZM106 58V57H105ZM124 58V57H123ZM147 58V57H146ZM161 58V57H160ZM160 58H157V60L158 59H160ZM163 58V57H162ZM172 58V57H171ZM181 58V57H180ZM180 58H178V59H176L177 61L180 59ZM185 58H187V57H185ZM184 57H183V59H185ZM199 58H200V56H199ZM239 58V57H238ZM247 58V59H248ZM254 58H256V57H254ZM257 58H258V56H257ZM259 58H261V57H259ZM61 59V58H60ZM147 59H152L151 57H148ZM153 59H155V58H153ZM168 59V58H167ZM166 59V60H167ZM192 59V58H191ZM190 59V60H191ZM235 59V58H234ZM242 59H244V57L242 58ZM247 59L245 60V61H247ZM16 60V59H15ZM42 60V59H41ZM79 60V59H78ZM82 60V59H81ZM92 60V59H91ZM104 60H106V59H104ZM121 60V59H120ZM165 60V61H166ZM175 60V61H176ZM199 60H201V59H199ZM230 60V59H229ZM228 60V61H229ZM233 60V59H232ZM236 60V59H235ZM254 60V59H253ZM262 60V59H261ZM261 60H260V62H261ZM96 61V60H95ZM94 61V62H95ZM111 61V60H110ZM154 61V60H153ZM156 61V60H155ZM171 61V60H170ZM173 61H174V59H173ZM181 61H182V59H181ZM189 61V60H188ZM203 61V60H202ZM234 61V60H233ZM239 61V60H238ZM20 62V61H19ZM64 62V61H63ZM156 62H158V61H156ZM161 62H164V59H163V61H161ZM194 62V61H193ZM200 62V61H199ZM199 62H196V63H199ZM225 62H227V61H225ZM235 62V61H234ZM240 62V61H239ZM242 62H243V60H242ZM258 62H259V59H258ZM259 62V63H260ZM60 63V62H59ZM107 63V62H106ZM165 63V62H164ZM163 63V64H164ZM171 63V62H170ZM173 63V62H172ZM172 63H171V65H172ZM176 63H181V62H176ZM175 62H174V65L176 64ZM187 62H185L184 63V65L183 66H185V64H186ZM189 63H190V61H189ZM255 63V62H254ZM36 64V63H35ZM62 64V63H61ZM78 64V63H77ZM112 64V63H111ZM166 64H167V62H166ZM178 64V65H179ZM182 64V63H181ZM194 64V63H193ZM249 64H250V62H249ZM79 65V64H78ZM171 65H169V66H171ZM189 65V64H188ZM192 65V64H191ZM232 65V64H231ZM251 65H252V63H251ZM257 65H259V64H257ZM256 65V66H257ZM168 66V67H169ZM182 66V65H181ZM229 66V65H228ZM30 67V66H29ZM48 67V66H47ZM60 67V66H59ZM59 67H58V69H59ZM123 67V66H122ZM167 67V68H168ZM178 67V66H177ZM177 67H176V69H177ZM188 67V66H187ZM229 67H231V66H229ZM252 67V66H251ZM258 67V66H257ZM41 68V67H40ZM56 68V67H55ZM63 68V67H62ZM171 68V67H170ZM193 68V67H192ZM196 68V67H195ZM248 68H249V66H248ZM72 69V68H71ZM184 69H187V68H184ZM190 69H191V66H190ZM194 69V68H193ZM197 69H198V67H197ZM206 69V68H205ZM205 69L204 70H202V69H198V71L199 70H201V72L202 71H205ZM217 69V68H216ZM21 70V69H20ZM39 70V69H38ZM48 70H50V69H48ZM70 70V69H69ZM172 69H170V71H171ZM177 70H179V69H177ZM192 70V69H191ZM190 70V71H191ZM210 70V69H209ZM219 70V69H218ZM25 71V70H24ZM59 71H61L62 72V70L60 69ZM64 71V70H63ZM105 71V70H104ZM162 71V70H161ZM169 71V68H168V70L166 71V72H168ZM179 71H181V72H183L182 70H181V68H180V70ZM185 71V70H184ZM212 71H214V70H212ZM211 70L210 71H208V73L209 72H212ZM27 72H29V71H27ZM72 72V71H71ZM166 72H165V74H166ZM172 72H174V71H172ZM193 72H195V71H192L191 73L193 74ZM206 72H207V70H206ZM216 72V71H215ZM219 72V71H218ZM217 72V73H218ZM224 72V71H223ZM229 71H225L224 73H228ZM235 72V71H234ZM243 72V71H242ZM43 73V72H42ZM169 73V72H168ZM171 73V72H170ZM184 73V72H183ZM203 73V72H202ZM222 73V72H221ZM238 73V72H237ZM244 73H246V72H244ZM244 73H242V75L244 74ZM24 74V73H23ZM65 74V73H64ZM182 74V73H181ZM186 74V76H187V73H185ZM189 74V73H188ZM191 74V75H192ZM195 74V73H194ZM199 74H201L200 73V71H199ZM199 74L196 76V78L199 76ZM212 74V73H211ZM211 74H209V75H211ZM215 74V73H214ZM234 74V73H233ZM247 74V73H246ZM61 75H63V74H61ZM66 75H67V73H66ZM66 75H65V77H66ZM167 75V74H166ZM169 75V74H168ZM173 75H175V74H173ZM179 75V74H178ZM218 75H219V73H218ZM230 76H231V74H229ZM238 75V74H237ZM241 75V74H240ZM245 75V74H244ZM258 75V74H257ZM26 76H27V74H26ZM68 76V75H67ZM181 76H185L184 74L183 75H181ZM189 76V75H188ZM216 76V75H215ZM222 76V75H221ZM226 76V75H225ZM249 77H250V75H248ZM248 76H246L247 78H248ZM43 77V76H42ZM162 77L164 78V76L162 75ZM170 77H171V75H170ZM194 77V76H193ZM204 77V76H203ZM228 77V76H227ZM236 77V76H235ZM238 77V76H237ZM241 77V76H240ZM245 76L243 77L242 76V78H245V79H241L243 82H241V83H239L241 80L239 79V81H233V82H219V81H217L218 83H213L212 85H216V86H214V87H218V88H221V86L222 87H224L225 89H227V91H229V92H231L230 94H232V95H234L235 94V91H237L238 89H239V87L241 86V85H246V84H250L251 82H252V80L250 81V79H248L247 80V78H246ZM162 78V79H163ZM179 78H182V77H179ZM198 78H200V77H198ZM210 78V77H209ZM239 78V77H238ZM61 79H63V78H61ZM65 79V78H64ZM63 79V80H64ZM161 79V80H162ZM188 79V78H187ZM191 79V78H190ZM202 79V78H201ZM203 79H205V78H203ZM218 79V78H217ZM222 79V78H221ZM229 79H231V78H229ZM72 80V79H71ZM212 80V79H211ZM227 80V79H226ZM235 80V79H234ZM246 80V81H245ZM254 80V79H253ZM28 81V80H27ZM33 81V80H32ZM165 82H166V80H164ZM197 81H198V79H197ZM204 81V80H203ZM214 81H216V80H214ZM213 81V82H214ZM230 81V80H229ZM30 82V81H29ZM37 82V81H36ZM64 83H65V80L63 81ZM171 82V81H170ZM185 82H186V79H185ZM183 80H181V79H179V80H177V81H175L174 82V85L177 87L176 88V92H177V96L180 98V101H200L201 99H199L200 97L199 96H197L196 95V93H195V90H192L191 88H190V86L189 85H187V83H185ZM196 81H194V83H195ZM206 82V81H205ZM250 82V83H249ZM22 83V82H21ZM172 83V82H171ZM9 84V83H8ZM10 84H12V83H10ZM17 84V83H16ZM23 84V83H22ZM168 84H170V83H167V84H165V85H168ZM200 84V83H199ZM252 84H253V82H252ZM251 84V85H252ZM13 85V84H12ZM18 85H19V83H18ZM17 85V86H18ZM46 85V84H45ZM65 85V84H64ZM163 85V84H162ZM164 85V86H165ZM172 85H173V83H172ZM196 85V84H195ZM201 85V84H200ZM207 85V84H206ZM211 84H208L207 85V88H209L210 90L213 88L214 90H216L214 87H211L212 86ZM7 85H5V87H6ZM9 86V89H10V86L11 85H8ZM21 86V85H20ZM19 86V87H20ZM22 86H25L24 84L22 85ZM66 86V85H65ZM170 86H171V84H170ZM250 86V85H249ZM12 87V86H11ZM14 87H15V85H14ZM60 87V86H59ZM63 87V86H62ZM184 89V94L181 92V89L182 88ZM18 88V87H17ZM17 88H16V90H17ZM30 88V87H29ZM75 88H76V86H75ZM167 88V86L165 87V89ZM169 88V87H168ZM207 88H205L206 90H207ZM1 89V88H0ZM8 89V90H9ZM50 89V88H49ZM182 89V90H183ZM200 89V88H199ZM222 89V88H221ZM221 89L218 91V89H217V91L216 92H221ZM244 89V88H243ZM8 90H6V91H8ZM11 90H13L12 88H11ZM33 90V89H32ZM52 90V89H51ZM56 90V89H55ZM72 90H74V89H72ZM156 90V89H155ZM170 90H172V88L170 89ZM1 91H2V89H1ZM3 91H4V87H3ZM10 91V90H9ZM70 91V90H69ZM153 91V90H152ZM161 91V90H160ZM165 91V90H164ZM202 91V90H201ZM205 91V90H204ZM13 92V91H12ZM15 92V91H14ZM73 92V91H72ZM75 92V91H74ZM148 92V91H147ZM150 92V91H149ZM169 91L167 90V94H169L168 93ZM212 92V91H211ZM226 92V91H225ZM5 93H7V92H5ZM19 93V92H18ZM21 93V92H20ZM153 93V92H152ZM158 93V92H157ZM161 93V92H160ZM159 93V94H160ZM174 93V92H173ZM180 93H182V94H180ZM199 93H200V90H199ZM202 93V92H201ZM2 94H4L3 92H2ZM11 94V93H10ZM22 94V93H21ZM68 94V93H67ZM125 94V93H124ZM159 94L157 95L158 97H160L159 96ZM209 94V93H208ZM215 94H217V93H215ZM214 94V95H215ZM221 94V93H220ZM227 94H229V93H227ZM5 95H7V94H5ZM4 95V96H5ZM8 95H9V92H8ZM13 95L14 94H12L11 96L13 97ZM72 95V94H71ZM77 95V94H76ZM153 95V94H152ZM161 95H163V94H161ZM171 95V94H170ZM236 95H238L237 97H238V99L240 98V95L239 94H237L236 93ZM4 96H2V97H4ZM157 96H155V98L157 97ZM164 96V95H163ZM168 96V95H167ZM176 96V95H175ZM202 96V95H201ZM205 96H206V94H205ZM209 96V95H208ZM225 96H226V94H225ZM12 97H10V95L8 96V98H12ZM137 97V96H136ZM151 97V96H150ZM172 97V96H171ZM210 97V96H209ZM224 97V96H223ZM231 97V96H230ZM130 98V97H129ZM165 98H167V97H165ZM168 98H170V97H168ZM225 98V97H224ZM234 98V97H233ZM0 99H2L1 97H0ZM5 99V98H4ZM6 99H7V97H6ZM9 99V100H10ZM14 99V98H13ZM159 99V98H158ZM161 99H162V97H161ZM171 99V98H170ZM170 99H168V100H170ZM210 99V98H209ZM232 99V98H231ZM8 100V99H7ZM6 100V101H7ZM37 100V99H36ZM70 100V99H69ZM234 100H236V99H234ZM246 100H247V98H246ZM1 101V100H0ZM5 101V100H4ZM71 101V100H70ZM83 101V100H82ZM133 101V100H132ZM163 101V100H162ZM164 101H166V100H164ZM170 101H175V100H170ZM176 101H179V100H176ZM223 101H230V99L229 98H225V100H223ZM239 101H241L242 102V100L240 99ZM250 101V100H249ZM2 102V101H1ZM54 102V101H53ZM81 102V101H80ZM86 102V101H85ZM202 102V101H201ZM232 102V101H231ZM240 102V103H241ZM70 103V102H69ZM72 103V102H71ZM70 103V104H71ZM75 103V102H74ZM73 103V104H74ZM153 103V102H152ZM165 103V102H164ZM174 103V102H173ZM233 103H235V102H233ZM252 103V102H251ZM69 104V105H70ZM78 104V103H77ZM167 104H169V103H167ZM176 104V103H175ZM178 104V103H177ZM190 104V103H189ZM250 104V103H249ZM26 105V104H25ZM41 105V104H40ZM68 105V106H69ZM127 105V104H126ZM125 105V106H126ZM132 105V104H131ZM154 105H156V104H153V106ZM159 104H157L156 106H154V107H157ZM182 105V104H181ZM180 105V106H181ZM242 105H245V103L243 104L242 103ZM241 105V106H242ZM255 105V104H254ZM19 106V105H18ZM27 106V105H26ZM31 106V105H30ZM59 106V105H58ZM62 106V105H61ZM64 106V105H63ZM78 106V105H77ZM160 106V105H159ZM191 106V105H190ZM201 106V105H200ZM221 106V105H220ZM219 106V107H220ZM245 106H247V105H245ZM244 106V107H245ZM256 106V105H255ZM52 107V106H51ZM92 107V106H91ZM177 107H178V105H177ZM208 107V106H207ZM217 107H218V105H217ZM252 107H254V106H252ZM31 108V107H30ZM37 108V107H36ZM125 108V107H124ZM130 108V107H129ZM149 108V107H148ZM173 109H176V108H174V107H172ZM221 108V107H220ZM250 108V107H249ZM258 108H260V107H258ZM50 109V108H49ZM66 109H68V107L66 108ZM93 109V108H92ZM91 109V110H92ZM96 109V108H95ZM122 109V108H121ZM224 109V108H223ZM246 109V108H245ZM247 109H248V107H247ZM44 110H45V108H44ZM61 110V109H60ZM81 110V109H80ZM88 110H89V108H88ZM123 110H125V109H123ZM215 110V109H214ZM221 110V109H220ZM238 110V109H237ZM244 110V109H243ZM249 110V109H248ZM252 110V108L249 110V111H251ZM28 111V110H27ZM102 111H103V109H102ZM128 111V110H127ZM191 111V110H190ZM208 111V110H207ZM247 111V110H246ZM248 111V112H249ZM19 112V111H18ZM25 112V111H24ZM71 112V111H70ZM104 112V111H103ZM175 112V111H174ZM181 112V111H180ZM209 112V111H208ZM256 112V111H255ZM5 113H6V111H5ZM21 113V112H20ZM53 113V112H52ZM57 113V112H56ZM127 113V112H126ZM131 113H132V111H131ZM252 113H254V112H252ZM26 114V113H25ZM99 114V113H98ZM160 114V113H159ZM158 114V115H159ZM167 114V113H166ZM231 114V113H230ZM250 116H248L249 117V119H251V121H254V124H252L251 123V121H249V120H245L246 119V117L244 118V120L246 121V123H248V124H252V125H250L251 127H253L254 129V133H255V135H260L261 137L262 136H264V110H262V108H261V111L259 112L258 111V113H256L255 115H251L250 113H248ZM68 115H70V114H68ZM68 115H67V117H68ZM94 115V114H93ZM123 115V114H122ZM127 115V114H126ZM125 115V116H126ZM130 115V114H129ZM186 115V114H185ZM189 115V114H188ZM187 115V116H188ZM191 115H193V114H191ZM223 115V114H222ZM7 116V115H6ZM23 116V115H22ZM91 116V115H90ZM104 116V115H103ZM169 116V115H168ZM168 116H166V117H168ZM170 116H172V115H170ZM169 116V117H170ZM180 116H182V115H180ZM190 116V115H189ZM237 116H239V115H237ZM96 117V116H95ZM114 117V116H113ZM112 117V118H113ZM121 117V116H120ZM119 117V118H120ZM176 117H177V115H176ZM176 117H174V119L176 118ZM191 117H193L194 118V116H191ZM243 117V116H242ZM247 117V118H248ZM11 118V117H10ZM9 118V119H10ZM18 119L20 118V117H17ZM17 118H11L12 119V121H13V119H15V120H17ZM104 118H105V116H104ZM115 119L117 118V117H114ZM114 118H113V121H114ZM122 118V117H121ZM123 118H124V115H123ZM178 118L179 117H177L176 119H177V121H178ZM181 118V117H180ZM183 118H184V116H183ZM185 118H188L187 119V121L189 122L190 121V117H185ZM184 118V119H185ZM201 117L199 116V118H198V116H197V119H200ZM70 119V118H69ZM89 119V118H88ZM92 119V118H91ZM97 119V118H96ZM163 119V118H162ZM168 119V118H167ZM170 119H172V118H170ZM174 119H172V120H174ZM175 119V120H176ZM33 120V119H32ZM47 120V119H46ZM106 120H108V119H106ZM123 120V119H122ZM125 120V119H124ZM131 120V119H130ZM171 120V122H172V124H174L173 123V121ZM174 120V121H175ZM191 120H193V119H191ZM201 120V119H200ZM20 121V120H19ZM165 121V120H164ZM177 121H175V122H177ZM180 121V120H179ZM178 121V122H179ZM187 121H184V123L185 122H187ZM239 121V120H238ZM7 122H8V120H7ZM27 122V121H26ZM87 122H89V120L87 121ZM123 122H125V121H123ZM122 122V123H123ZM140 122V121H139ZM171 122H169V124L167 125V126H170V123ZM182 122H183V120H182ZM197 122H198V120H197ZM243 122V121H242ZM10 123V122H9ZM8 123V125H10ZM14 123H18V121L17 122H15L14 121ZM13 122L11 123V124H14ZM168 123V122H167ZM166 123V124H167ZM189 123H193V125L195 124L193 121L192 122H189ZM189 123H187V124H185L184 126H182V128H181V126H180V128L181 129H185L186 131L189 129L190 130V127H191V124H189ZM228 123V122H227ZM5 124H6V122H5ZM114 124V123H113ZM112 124V125H113ZM125 124V123H124ZM158 124V123H157ZM163 124V123H162ZM165 124V123H164ZM176 124V123H175ZM175 124L173 125V126H175ZM178 124V123H177ZM181 123H179V125H180ZM183 124V123H182ZM204 124V123H203ZM202 124V126H204ZM93 125V124H92ZM123 125V124H122ZM237 125V124H236ZM241 125H243V127L245 128L246 127V125L245 124H240V125H238V126H241ZM89 126V125H88ZM139 126V125H138ZM165 126V125H164ZM172 126V125H171ZM22 127V126H21ZM38 127V126H37ZM99 127H100V125H99ZM115 127V126H114ZM129 127H130V125H129ZM166 127V126H165ZM237 127V126H236ZM94 128V127H93ZM146 128V127H145ZM162 128V127H161ZM169 128H171V127H169ZM169 128H168V130H169ZM175 129H177L176 127H174ZM179 128V127H178ZM237 128H239V127H237ZM243 128V129H244ZM247 128V127H246ZM38 129V128H37ZM121 129V128H120ZM131 129V128H130ZM144 129V128H143ZM196 129V128H195ZM195 129H193V130H195ZM203 129V128H202ZM202 129H199V130H202ZM233 129H235V128H233ZM147 130V129H146ZM172 129H170V131H171ZM178 130V129H177ZM203 130H205V129H203ZM239 130V129H238ZM40 131V130H39ZM121 131V130H120ZM132 131V130H131ZM165 131H167V130H165ZM179 131V130H178ZM182 131V130H181ZM190 131H192V130H190ZM189 131V132H190ZM196 131V130H195ZM206 132H207V134L209 135V133H208V131H207V129L205 130ZM174 132V131H173ZM201 132V131H200ZM204 132V131H203ZM239 132H241V133H243L244 131H239ZM252 132V131H251ZM18 133V132H17ZM33 133V132H32ZM50 133V132H49ZM116 133V132H115ZM148 133V132H147ZM161 133V132H160ZM166 133V132H165ZM164 133V134H165ZM192 133H193V131H192ZM22 134V133H21ZM69 134V133H68ZM132 134V133H131ZM134 134V133H133ZM186 134H190V133H186ZM185 133H184V135H186ZM194 134V133H193ZM195 134H197V133H195ZM202 134V133H201ZM201 134L199 133V135L201 136ZM213 134V133H212ZM218 134V133H217ZM245 134V133H244ZM142 135V134H141ZM151 135V134H150ZM174 135V134H173ZM184 135H182V136H184ZM202 135H205L206 136V133L205 134H202ZM219 135V134H218ZM14 136H15V134H14ZM75 136V135H74ZM94 136V135H93ZM134 136H135V134H134ZM137 136V135H136ZM140 136V135H139ZM152 136V135H151ZM161 136V135H160ZM192 136H194V135H192L191 134V136L190 137H192ZM204 136V137H205ZM210 137H211V135H209ZM213 136V135H212ZM216 136V135H215ZM214 136V137H215ZM245 136H247V134L245 135ZM33 137V136H32ZM52 137V136H51ZM82 137V136H81ZM105 137H106V134L105 135H101L100 136V140H103V139H105ZM111 137V136H110ZM109 137V138H110ZM138 137V136H137ZM142 137V136H141ZM185 137V136H184ZM189 137V136H188ZM195 137V136H194ZM71 138V137H70ZM76 138H77V136H76ZM83 138V137H82ZM139 138V137H138ZM143 138V137H142ZM141 138V139H142ZM145 138V137H144ZM167 138V137H166ZM170 138V137H169ZM176 138V137H175ZM206 138V140H207V138H208V136L207 137H205ZM216 138V137H215ZM214 138V139H215ZM220 138V137H219ZM247 138H248V136H247ZM52 139V138H51ZM61 139H62V137H61ZM125 139V138H124ZM127 139V138H126ZM134 139V138H133ZM168 139V138H167ZM171 139H174V138H171ZM184 139V138H183ZM192 139V138H191ZM196 139H197V137H196ZM209 139H211V138H209ZM213 139V138H212ZM211 139V140H212ZM213 139V140H214ZM217 139H218V137H217ZM216 139V140H217ZM236 138H234V139H232V140H235ZM255 139H256V137H255ZM264 139V138H263ZM262 139V140H263ZM60 140V139H59ZM143 140V139H142ZM158 140V139H157ZM169 140V139H168ZM189 139H187V141H188ZM193 140V139H192ZM192 140H191V142H192ZM198 140V139H197ZM219 140V139H218ZM229 140H230V138H229ZM4 141V140H3ZM40 141V140H39ZM72 141H74V140H72ZM77 141V140H76ZM83 141V140H82ZM87 141V140H86ZM123 141V140H122ZM184 141V140H183ZM194 141H196L195 139H194ZM224 141V140H223ZM236 141V140H235ZM239 141V140H238ZM240 141H246L245 140V138L243 139V138H241L240 139ZM239 141V142H240ZM11 142V141H10ZM28 142V141H27ZM31 142V141H30ZM29 142V143H30ZM65 142H66V140H65ZM80 142H81V140H80ZM88 142V141H87ZM87 142H86V145H87ZM89 142H90V140H89ZM107 142V141H106ZM109 142V141H108ZM203 142V141H202ZM217 142V141H216ZM221 142V141H220ZM232 142V141H231ZM252 140L250 141V142H247V143H251L252 144ZM255 142H257V141H255ZM255 142L253 143V144H255ZM15 143V142H14ZM67 143V142H66ZM78 143V142H77ZM83 143V142H82ZM85 143V142H84ZM83 143V144H84ZM91 143V142H90ZM111 143V142H110ZM171 143V142H170ZM174 143V142H173ZM183 143V142H182ZM196 143H197V141H196ZM217 143H219V141L217 142ZM232 143H234V141L232 142ZM231 143V144H232ZM241 143V142H240ZM56 144V143H55ZM80 144V143H79ZM106 144H108V143H106ZM177 144V143H176ZM180 144V143H179ZM193 144V143H192ZM198 144V143H197ZM207 144V143H206ZM208 144H209V142H208ZM213 144H215V140H214V142H213ZM242 144H244V143H242ZM42 145V144H41ZM52 145V144H51ZM59 145V144H58ZM88 145H90V144H88ZM168 145V144H167ZM205 145V144H204ZM54 146V145H53ZM92 146V145H91ZM159 146H160V144H159ZM201 146V145H200ZM203 146V145H202ZM208 146V145H207ZM241 146H243V145H241ZM56 147V146H55ZM59 147V146H58ZM60 147H62V146H60ZM110 147V146H109ZM160 147H162V146H160ZM169 147V146H168ZM209 147V146H208ZM213 147V149H214V146H212ZM260 147V146H259ZM6 148V147H5ZM57 148V147H56ZM87 148H89V147H87ZM125 148V147H124ZM204 148V147H203ZM228 148V147H227ZM232 148H233V145H232ZM22 149V148H21ZM65 149V148H64ZM74 149V148H73ZM110 149V148H109ZM160 149V148H159ZM162 149V148H161ZM169 149V148H168ZM175 149V148H174ZM199 149H201L200 147H199ZM199 149H197V150H199ZM212 149V150H213ZM215 149H217L218 150V147L217 148H215ZM214 149V150H215ZM234 149V148H233ZM8 150V149H7ZM63 150V149H62ZM97 150V149H96ZM113 150V148L110 150V151H112ZM163 150V149H162ZM225 150V149H224ZM223 149H222V151H224ZM229 150V149H228ZM234 150H236V149H234ZM233 150V151H234ZM243 150H244V148H243ZM241 151V152H244V154H245V151ZM257 150H258V148H257ZM260 150V149H259ZM20 151V150H19ZM22 151V150H21ZM188 151V150H187ZM192 151V150H191ZM200 151V150H199ZM216 151V150H215ZM214 151V152H215ZM229 151H231V150H229ZM236 151H238V150H236ZM236 151H235V153H236ZM18 152V151H17ZM24 152V151H23ZM94 152V151H93ZM96 152V151H95ZM151 152V151H150ZM162 152V151H161ZM168 152H169V150H168ZM175 152V151H174ZM197 152V151H196ZM202 152V151H201ZM219 152V151H218ZM218 152H215L214 154H216V153H218ZM240 152V151H239ZM249 153H251L250 151H248ZM262 152V151H261ZM260 152V153H261ZM20 153V152H19ZM27 153V152H26ZM48 153V152H47ZM57 153V152H56ZM123 153V152H122ZM122 153H120V154H122ZM153 153V152H152ZM170 153V152H169ZM181 153V152H180ZM207 153V152H206ZM224 153V152H223ZM222 153V154H223ZM227 153V152H226ZM229 153V152H228ZM231 153H233V152H231ZM231 153H229L230 155H231ZM235 153H233V154H235ZM238 153V152H237ZM236 153V154H237ZM72 154V153H71ZM166 154V153H165ZM208 154V153H207ZM213 154V153H212ZM211 154V155H212ZM213 154V155H214ZM219 154H221V153H219ZM219 154L217 155L218 157H219ZM232 154V155H233ZM253 154V153H252ZM256 154V153H255ZM262 154V153H261ZM77 155V154H76ZM106 155V154H105ZM193 155V154H192ZM212 155V156H213ZM231 155V156H232ZM237 155H240V153L239 154H237ZM248 155V154H247ZM247 155H245V157L247 156ZM251 155V154H250ZM25 156V155H24ZM121 156V155H120ZM124 156H125V154H124ZM146 156H147V154H146ZM167 156V155H166ZM189 156V155H188ZM195 156H196V153H195ZM221 156V155H220ZM223 156H226V154L225 155H223ZM223 156H222V158H223ZM235 156V155H234ZM241 156V155H240ZM253 156V155H252ZM54 157V156H53ZM79 158H80V156H78ZM101 157V156H100ZM126 157V156H125ZM124 157V158H125ZM134 157V156H133ZM145 157V156H144ZM170 157V156H169ZM205 157V156H204ZM227 157V156H226ZM242 157V156H241ZM248 157V156H247ZM255 157V156H254ZM253 157V158H254ZM34 158V157H33ZM66 158H67V156H66ZM106 158V157H105ZM117 158V157H116ZM120 158V157H119ZM173 158H175V157H173ZM206 158V157H205ZM204 158V159H205ZM233 158V157H232ZM235 158V157H234ZM239 158V159H238ZM237 159H235L233 162V164L232 165H234V170H235V168H237V169H239L240 167H246V168H248V170H249V172L251 173V175H253L254 177H258L257 178V181H259L258 179L259 178H262L263 176H264V166H262L261 168L260 167H258L257 166V164L256 165H254L255 163H253V164H251L252 162H254L253 160H250V159H248V161L250 160L251 161V163H243V161H245L244 159L242 160L240 157H238ZM252 158V157H251ZM252 158V159H253ZM255 158H257V157H255ZM70 159H72V158H70ZM107 159V158H106ZM227 159H229V158H227ZM261 159H262V157H261ZM264 159V158H263ZM81 159H79V161H80ZM100 160V159H99ZM198 160V159H197ZM209 160V159H208ZM222 160V159H221ZM224 160H225V157H224ZM242 160V161H241ZM247 160V159H246ZM254 160H256V159H254ZM67 161V162H66ZM65 161V163L67 164L68 162H69V164H70V166H65V164H63V163H61L60 161H55V163L53 164V166H54V168L55 169H58V170H63V169H67L68 168V170L70 169V170H72L73 168H77V169H82L83 167H82V163H80V162H75V163H77V164H75V163H73V162H70L68 159ZM82 161V160H81ZM109 160H107L106 162H108ZM123 161V160H122ZM125 161V160H124ZM123 161V162H124ZM152 161V160H151ZM212 161V160H211ZM241 161V162H240ZM249 161V162H250ZM31 162V161H30ZM35 162V161H34ZM136 162V161H135ZM153 162V161H152ZM208 162V161H207ZM215 162V161H214ZM226 162H227V160H226ZM229 162V161H228ZM256 162V161H255ZM258 162V161H257ZM3 163V162H2ZM33 163V162H32ZM146 163V162H145ZM205 163V162H204ZM209 163V162H208ZM260 163V162H259ZM263 163V162H262ZM261 163V164H262ZM121 164V163H120ZM213 164V163H212ZM215 164V163H214ZM230 164V163H229ZM77 165V166H76ZM110 165V164H109ZM173 165H175V164H173ZM226 165V164H225ZM52 166V167H53ZM88 166V165H87ZM94 166V165H93ZM106 166V165H105ZM135 166V165H134ZM179 166H180V164H179ZM178 166V167H179ZM184 166V165H183ZM214 166H216V165H213V167ZM223 166V165H222ZM221 166V169L223 168ZM229 166V165H228ZM230 166H231V164H230ZM229 166V167H230ZM15 167V166H14ZM25 167H26V165H25ZM90 167V166H89ZM102 166L100 165V167L99 168H101ZM103 167H104V165H103ZM108 167H111V166H108ZM188 167V166H187ZM202 167V166H201ZM233 166H231L230 168H232ZM239 167V168H238ZM30 168V167H29ZM135 168V167H134ZM179 168H181V166L179 167ZM190 168V167H189ZM199 168V167H198ZM226 167H224L223 169H225ZM1 169V168H0ZM28 169V168H27ZM92 169V166L90 167V170ZM123 169V168H122ZM223 169H222V171H223ZM35 170H36V168H35ZM54 169L52 168V171H53ZM67 170V171H68ZM101 171H102V168L100 169ZM105 170V169H104ZM110 170V169H109ZM146 170V169H145ZM188 170V169H187ZM186 170V171H187ZM21 171V170H20ZM94 171V170H93ZM151 171V170H150ZM179 171V170H178ZM37 172H39V171H37ZM108 172V171H107ZM111 172V171H110ZM228 172H229V170H228ZM246 173H247V171H245ZM74 173V172H73ZM109 173V172H108ZM114 173V172H113ZM112 173V174H113ZM129 173V172H128ZM138 173V172H137ZM136 173V174H137ZM167 173V172H166ZM205 173V172H204ZM211 174H212V172H210ZM230 173V172H229ZM233 173H234V171H233ZM237 173V172H236ZM5 174V173H4ZM41 174V173H40ZM57 174V173H56ZM71 174V173H70ZM105 174V173H104ZM107 174V173H106ZM115 174V173H114ZM134 174V173H133ZM139 174V173H138ZM211 174H210V176H211ZM213 174H214V172H213ZM243 174V173H242ZM242 174H240L241 176L240 177H242ZM59 175H61V174H59ZM108 175V174H107ZM110 175V174H109ZM128 175V174H127ZM149 175V174H148ZM179 175H181V174H179V172H178V176ZM198 175V174H197ZM202 175V174H201ZM230 175V174H229ZM231 175L232 176H234L232 173H231ZM231 175H230V180H232L231 178ZM237 176H239L238 175V173L236 174ZM235 175V176H236ZM250 175V174H249ZM6 176V175H5ZM27 176V175H26ZM28 176H30L29 174H28ZM56 176V175H55ZM55 176H53V177H55ZM69 176V175H68ZM72 176V175H71ZM82 176V175H81ZM174 176V175H173ZM182 176V175H181ZM209 176V175H208ZM214 176V175H213ZM213 176H211V177H213ZM218 176V175H217ZM226 176H227V174H226ZM243 176H244V174H243ZM246 176V175H245ZM58 177V176H57ZM61 177V176H60ZM63 177V176H62ZM92 176H90V178H91ZM115 177V176H114ZM184 177V176H183ZM186 177V176H185ZM188 177V176H187ZM219 177H220V175H219ZM228 177V176H227ZM227 177L225 178V179H223V180H226L227 179ZM249 177V176H248ZM254 177L253 178H251V179H247V177H245V178H240V180L239 181H236L234 184H232V185H230V191L231 190H234V193H236V194H238V196L237 197H240L241 195L240 194H244V193H246V192H249V194H247V195H255L256 196V193L255 194H253V192L255 191V188L253 189V186L255 187V185H253L254 183L252 182V179H254ZM20 178H22V177H20ZM83 178V177H82ZM87 178V177H86ZM93 178V177H92ZM145 178V177H144ZM197 178V177H196ZM206 178H208V177H206ZM205 178V179H206ZM33 179V178H32ZM63 179V178H62ZM96 179H98L97 177H95V179L93 178V180H94V182L96 181ZM139 179V178H138ZM210 179V178H209ZM218 179V178H217ZM220 179V178H219ZM218 179V180H219ZM233 179H236V178H234L233 177ZM36 180V179H35ZM78 181V178H77V176H75V178H73V182L74 181ZM91 180V179H90ZM109 180V179H108ZM147 180V179H146ZM198 180V179H197ZM212 180H213V178H212ZM256 180V179H255ZM255 180H253V181H255ZM87 181V180H86ZM97 181H99V180H97ZM121 181V180H120ZM126 181V180H125ZM148 181H149V183H150V181L151 180H149L148 179ZM217 181V180H216ZM229 181V180H228ZM60 182H65V179L64 180H62V181H60ZM68 182V181H67ZM81 182V181H80ZM79 182V183H80ZM88 182H89V179H88ZM91 182V181H90ZM115 182H117V181H115ZM127 182V181H126ZM193 182V181H192ZM197 182V181H196ZM203 181H201V183H202ZM205 182V181H204ZM206 182H207V179H206ZM227 182V181H226ZM262 183H264V180L263 181H261ZM261 182H260V184L259 185H261V186H258L259 187V189L261 190H264L263 188V185L261 184ZM37 183V182H36ZM70 183V182H69ZM69 183H68V185H69ZM82 183V182H81ZM80 183V184H81ZM92 183H93V181H92ZM91 183V184H92ZM97 183V182H96ZM111 183V182H110ZM145 183V182H144ZM146 183H147V181H146ZM145 183V184H146ZM149 183H147V184H149ZM212 183V182H211ZM214 183H215V181H214ZM222 183H224V182H222ZM25 184H28V183H25ZM78 184V183H76L75 182V185L77 186V187H75L74 185H73V183L70 185V188L72 189V191H79V192H81L82 194H83V196L82 197H80V199L78 200V202H75V200L72 198V200H71V202L72 201H74V207H71L72 209L74 208V211L75 212H73V213H65V212H63V209L61 208V206L63 207V208H66V209H68V207L66 206V202L67 201H65L64 199H62L63 198V196L65 195H63L59 200H57L56 198L57 197H55V199H53L51 202L53 203H55V205H56V207L57 206H59L60 204H61V206H60V208L58 209V208H55V207H52V210H49V211H51V212H56V214H59V215H61L63 218H62V220H65V223L61 226V228H64L65 227V230H67V231H69V229L71 228H73L74 230H78L79 232H83V234H81V236L80 237H82V239L81 240H79V241H83V242H85V244H87L86 246H88V250H90L91 252H92V255H94L95 257L96 256H99V255H102V256H104V257H108L109 256V253L110 254H112L113 256L116 254V252L113 250V247H111V246H109V247H111L110 248V251H108V252H106L105 250H104V248H103V245L102 246H100V248L98 249V250H96V248H94L95 247V244H93V242L91 241V240H89L90 238H92V236L94 235V236H98L99 238H107V236H109L108 235V233L111 231L110 229L111 228H113L114 227V225H115V223H112L111 222V220L109 221L108 219H107V217L108 216H111L112 215V210L114 209V208H112V210H111V207H108V208H105V207H103L102 205V203L103 202H101V201H99V202H101L100 203V205L102 206V207H98L97 205L99 204H97V200L96 201H94V202H96V206H95V204H93V200H94V197H95V195H99V194H102V193H106V198H108V195L109 194H107L108 192H109V190H107V189H105V188H97L96 186H94V187H92V186H90V185H87L86 183V185H83V184ZM89 184V183H88ZM112 184V183H111ZM113 184H114V182H113ZM152 184V183H151ZM161 184V183H160ZM179 184V183H178ZM192 184V183H191ZM190 184V185H191ZM197 184V183H196ZM216 184V183H215ZM219 184V183H218ZM221 184V183H220ZM227 184H231V183H225V185H227ZM46 185V184H45ZM44 185V186H45ZM67 185V186H68ZM99 185H101V184H99ZM119 185V184H118ZM131 185V184H130ZM150 185V184H149ZM149 185H148V187H149ZM163 185V184H162ZM192 185H194V184H192ZM200 185V184H199ZM206 185H208V184H206ZM224 186V184H221V186ZM37 186V185H36ZM35 186V187H36ZM140 186V185H139ZM205 186V185H204ZM220 186V185H219ZM38 187V186H37ZM144 187H145V185H144ZM147 187V188H148ZM151 187H152V185H151ZM163 187H165V186H163ZM200 187H201V185H200ZM213 187H215L216 188V186H213ZM228 188L229 186L227 185V186H224V187H222V188ZM257 187V188H258ZM262 187V188H261ZM115 188V187H114ZM120 188V187H119ZM146 188V187H145ZM161 188H162V186H161ZM187 188H188V186H187ZM193 188V187H192ZM199 188V187H198ZM202 188V187H201ZM32 189V188H31ZM35 189V188H34ZM37 189V188H36ZM38 189H39V191H41L40 190V188L38 187ZM45 189V188H44ZM51 189V188H50ZM117 189V188H116ZM139 189V188H138ZM137 189V190H138ZM153 189H154V198H152V196L151 197H149L150 196V192L151 191H149L150 190V188L146 191V193H148V195H147V198H145L146 200H143V202H140V204H144L145 205V209L143 210V211H141V212H139L138 214H137V217L143 222V224H144V227L146 228V233H149V234H152V237L153 238H155L159 243L157 244V241L155 242L154 240H148L147 239V242L149 241L150 243H146L145 245L144 244H139V243H136L137 242V237L138 236H142L141 234L142 233H140L139 232V234H136V232L134 231V230H128L129 228H131V227H129L126 231H124V232H121L120 234L121 235H119L121 238H125V252H123L122 250V252H123V255L125 256V262L126 263H128V264H153L154 262H156L157 260L156 259H150V257L151 258H159L160 256H162V257H164V258H167V259H169L168 261H169V263L171 262V263H177V264H183V262H184V260H183V258L182 257H180V255H182L181 253H189V251H184V249H185V245H183V243L182 242H184V244H185V242H186V246L189 248V249H191L194 245H193V242H194V240H195V236H194V234H195V229H194V227L193 226H188V225H185V227L184 228H181L180 229V226H176V225H174L173 223H172V225L173 226H175L176 228L178 227L179 229H180V233L179 232H173L174 230H176V228L175 229H172V226H170L169 227V225H168V223H169V220L167 221L166 219H162L160 216H162V214H160V216L154 211V210H152L151 209V206L150 205H148V202L151 200V202H152V199H157L158 198V196H159V194L157 193V191H155V188L153 187ZM210 189V188H209ZM213 189V188H212ZM259 189H256V190H258L259 191ZM183 190V189H182ZM184 192H186V188H184ZM194 190V189H193ZM208 190V189H207ZM227 190V189H226ZM226 190L224 191V193L226 192ZM38 191V193L39 194H41L40 192ZM42 191H43V189H42ZM41 191V192H42ZM49 191V190H48ZM116 191V190H115ZM180 191V190H179ZM195 191V190H194ZM213 191V190H212ZM211 191V192H212ZM222 191V190H221ZM228 192H229V190H227ZM35 192H37V191H35ZM44 192H46V191H44ZM57 192V191H56ZM137 192V191H136ZM145 192V191H144ZM144 192H143V194H144ZM183 192V193H184ZM203 192V191H202ZM216 193H218L217 192V190L215 191ZM233 192V191H232ZM256 192V191H255ZM47 193V192H46ZM52 193V192H51ZM64 193V192H63ZM121 193V192H120ZM145 193V194H146ZM179 193H182V192H179ZM198 193H200V192H198ZM208 193V192H207ZM264 193V192H263ZM43 194V193H42ZM54 194H55V192H54ZM58 194V193H57ZM166 194V193H165ZM184 194H186V193H184ZM209 194V193H208ZM221 194V193H220ZM223 194V193H222ZM221 194V195H222ZM228 193H226V195H227ZM229 194H230V192H229ZM258 194V193H257ZM44 195H45V193H44ZM43 195V196H44ZM51 195V194H50ZM103 195V194H102ZM152 195V194H151ZM181 195H183V194H181ZM201 195H203V194H201ZM221 195H219V196H221ZM232 195H233V193H232ZM232 195H230V196H232ZM235 195V194H234ZM240 195V196H239ZM264 195V194H263ZM46 196V195H45ZM49 196V195H48ZM72 196V195H71ZM70 196V197H71ZM76 196H78V195H75V197ZM144 196V195H143ZM184 196V195H183ZM216 196V195H215ZM229 196V197H230ZM258 196H260V195H258ZM258 196H256V197H258ZM66 197V196H65ZM70 197L69 196H67L66 197V199L67 198H69L70 199ZM86 197H89V198H86ZM185 197V196H184ZM213 197H214V194H213ZM216 197H218V196H216ZM237 197H235V196H233V201H234V198L236 199ZM247 197V196H246ZM260 197H262V195L260 196ZM260 197L258 198V199H260ZM264 197V196H263ZM33 198V197H32ZM51 198V197H50ZM142 198V197H141ZM187 198V197H186ZM205 198V197H204ZM221 198H222V196H221ZM251 198H253V197H251ZM36 199H37V197H36ZM52 199V198H51ZM68 199V200H69ZM215 199H218V198H215ZM238 199V198H237ZM241 199H242V196H241ZM244 199H246V198H244ZM249 199V198H248ZM253 199H255V198H253ZM257 199V200H258ZM140 201H141V199H139ZM161 200V199H160ZM177 200V199H176ZM187 200V199H186ZM193 200V199H192ZM203 200H205V199H203ZM210 200H212V199H210ZM221 200V199H220ZM232 200V199H231ZM256 200V201H257ZM49 201V200H48ZM76 201H77V198H76ZM104 201V200H103ZM171 201V200H170ZM201 201V200H200ZM213 201V200H212ZM216 201H218V200H216ZM221 201H223V200H221ZM239 201V206H240V210H242L241 209V205H240V201L242 202V200H238ZM250 201H251V199H250ZM254 201V200H253ZM259 201V200H258ZM263 201V200H262ZM107 202V201H106ZM110 202V201H109ZM154 202V201H153ZM168 202H169V200H168ZM225 202V201H224ZM236 202H237V200H236ZM249 202V201H248ZM108 203V202H107ZM112 203V202H111ZM114 203H116V202H114ZM121 203V202H120ZM205 203H207V199H206V201H205ZM217 203H221V202H217ZM225 203H227V202H225ZM228 203H229V201H228ZM235 203V202H234ZM251 203H252V201H251ZM250 203V205H252L253 203H255V205H256V202L254 201L252 204ZM258 203V202H257ZM72 204V203H71ZM106 204V203H105ZM110 204V203H109ZM119 204V203H118ZM156 204H158L157 202L156 203H153L152 205H156ZM171 204V203H170ZM188 204V203H187ZM207 204H209V202L207 203ZM238 204V203H237ZM237 204H233V210H235L237 213L239 212L238 210H239V206L237 205ZM260 204H262L261 202H260ZM33 205V204H32ZM111 205H113V204H111ZM119 205H121V204H119ZM159 205H160V203H159ZM168 205V204H167ZM178 205H179V203H178ZM198 205V204H197ZM210 205L211 206H213L212 207V209H215L214 210V212L215 211H219V210H221L220 209V206L218 207V206H216L215 204H214V201L212 202V203H210ZM224 205V204H223ZM223 205H222V207H223ZM244 205H247V204H245V203H243V207H244ZM249 205V206H250ZM255 205H253V206H255ZM258 205V204H257ZM42 206V205H41ZM105 206V205H104ZM118 206V205H117ZM124 206V205H123ZM142 206V205H141ZM177 206V205H176ZM210 206V207H211ZM248 206V207H249ZM264 206V205H263ZM125 207V206H124ZM171 207V206H170ZM169 207V208H170ZM193 207H195V206H193ZM225 207V206H224ZM228 207V206H227ZM252 207V206H251ZM258 207H260V206H258ZM38 208V207H37ZM123 208V207H122ZM144 208V207H143ZM155 208V207H154ZM191 208H192V206H191ZM191 208H189V206H184V208H183V210L181 211V212H179L180 213V215H181V217H184L185 219H188V216H187V214L189 215V211L191 210ZM229 208H230V206H229ZM229 208H228V210H229ZM83 210L82 211V213H80V212H78L79 210ZM106 209H108L109 211L107 212L106 211ZM125 209V208H124ZM127 209V208H126ZM132 209V208H131ZM173 209V208H172ZM179 209V208H178ZM225 209H227L226 207H225ZM246 209V208H245ZM248 209V208H247ZM246 209V210H247ZM254 209H255V207H254ZM253 209V210H254ZM261 209H263V208H261ZM40 210H41V207H40ZM119 210H122V209H120L119 208ZM174 210V209H173ZM179 210H181V208L179 209ZM209 210V209H208ZM243 210H244V208H243ZM250 210V209H249ZM252 210V209H251ZM252 210V211H253ZM41 211H44V210H41ZM47 211V210H46ZM45 211V212H46ZM125 211V210H124ZM131 211V210H130ZM235 211H233L234 213H235ZM117 212H118V210H117ZM126 212V211H125ZM200 212V211H199ZM202 212V211H201ZM224 212V211H223ZM226 212V214H227V210L225 211ZM224 212V213H225ZM230 212H231V209H230V211H229V215H231L230 214ZM246 212V211H245ZM253 212H255V211H253ZM259 211H257L256 213H258ZM262 212V211H261ZM42 213H44V212H42ZM119 213H121V212H119ZM129 213V212H128ZM127 213V214H128ZM160 213H161V211H160ZM176 213V212H175ZM174 213V214H175ZM205 213V212H204ZM203 213V214H204ZM208 213H212V212H208ZM223 213V214H224ZM237 213L234 215V216H236L237 215ZM244 213V212H243ZM247 213H250V211H248ZM47 214H48V212H47ZM46 214V216L48 217V215ZM114 214V213H113ZM121 214H125V213H121ZM164 214V213H163ZM174 214H172V215H174ZM191 214V213H190ZM194 214V213H193ZM192 214V215H193ZM207 214V213H206ZM227 214V215H228ZM251 214H252V212H251ZM250 214V215H251ZM255 214V213H254ZM254 214H252V216L254 215ZM259 214H262V216H259V218L260 217H263V213H258V215ZM72 215H74V217L72 216ZM130 215H131V213H130ZM129 215V216H130ZM167 215V214H166ZM177 215V214H176ZM196 215V214H195ZM195 215H193V216H195ZM214 215V214H213ZM241 215H244V217H247V216H245V213L244 214H241ZM257 215V216H258ZM65 216V217H64ZM133 215H131L130 217L132 218V220L134 219L133 217H132ZM179 216V215H178ZM207 216V218L210 216H208V214L206 215ZM206 216H204L205 217V219L204 220H207L206 219ZM233 215L231 216L232 218L234 217ZM251 216V217H252ZM21 217V216H20ZM85 218L87 221H85V220H82V218ZM90 217H92L91 219H90ZM112 217H113V215H112ZM214 217V216H213ZM212 217V218H213ZM250 217V218H251ZM50 218V217H49ZM128 218V217H127ZM131 218H129V219H131ZM135 218H136V216H135ZM165 218H166V216H165ZM172 218V217H171ZM179 218V217H178ZM194 218V217H193ZM217 218V217H216ZM215 218V219H216ZM230 217H228V219H229ZM239 218V217H238ZM237 218V216H236V218L235 219H238ZM247 218H249V217H247ZM246 218V219H247ZM253 218V217H252ZM254 218H257V217H255L254 216ZM254 218H253V221H254ZM231 219V218H230ZM229 219V220H230ZM51 220V219H50ZM135 220V219H134ZM133 220V221H134ZM177 220V219H176ZM176 220H175V222H176ZM190 220V219H189ZM196 220V219H195ZM212 220V219H211ZM217 220V219H216ZM234 220V219H233ZM248 220V219H247ZM250 220V219H249ZM258 220V218L256 219V221ZM263 220V218H260V221H262ZM129 221H131V220H129ZM170 221H171V219H170ZM198 221V220H197ZM209 221V220H208ZM213 221L215 222V220H214V218H213ZM256 221H255V223H256ZM54 222V221H53ZM117 222V221H116ZM178 222H181L180 221V219H179V221ZM177 222V223H178ZM194 222V221H193ZM193 222L191 223V224H193ZM221 222V221H220ZM230 222V221H229ZM248 222V221H247ZM251 222V221H250ZM250 222H248V223H250ZM259 222V221H258ZM55 223V222H54ZM62 223V222H61ZM119 223V222H118ZM177 223H175V224H177ZM183 223V222H182ZM182 223H180V224H182ZM195 223V222H194ZM205 223V222H204ZM210 223V222H209ZM213 223V222H212ZM211 223V224H212ZM224 223V221L222 222V224ZM231 223V222H230ZM229 223V224H230ZM252 223V222H251ZM263 223V222H262ZM125 224H127V222L125 223ZM136 224H138L137 222H136ZM171 224V223H170ZM197 224V223H196ZM196 224H193V225H196ZM198 224H200V222L198 223ZM197 224V225H198ZM216 224V223H215ZM228 224V225H229ZM241 224V223H240ZM240 224H238V225H240ZM253 224H254V222H253ZM260 224V223H259ZM67 225H69L70 226V228L67 226ZM168 225V226H167ZM178 225H179V223H178ZM183 226H184V224H182ZM207 225V224H206ZM208 225H210V224H208ZM251 226H252V224H250ZM255 225V224H254ZM183 226H181V227H183ZM201 226V225H200ZM212 226H213V224H212ZM245 226V225H244ZM199 227V226H198ZM202 227H204L203 226V224H202ZM202 227H200V228H202ZM206 227V226H205ZM216 226H214V228H215ZM222 229H224L225 227L222 225ZM226 227H227V225H226ZM232 227H234L233 226V223H232ZM236 227V226H235ZM258 227V226H257ZM256 227V228H257ZM124 228H125V226H124ZM169 228H171L170 230H169ZM217 228V227H216ZM215 228V229H216ZM237 228V227H236ZM239 228V227H238ZM263 228H264V226H263ZM103 229H105V231L103 230ZM138 229H141V227H138ZM207 229H209V228H207ZM219 229V228H218ZM233 229V228H232ZM255 229V228H254ZM5 230V229H4ZM9 230V229H8ZM35 230V229H34ZM51 230V229H50ZM73 230V231H74ZM178 230V229H177ZM176 230V231H177ZM203 230H206L205 228H202L201 230H199L200 231V233L202 232L203 233ZM212 230V229H211ZM258 230V232H260L259 231V228L257 229ZM260 230H261V228H260ZM71 231V230H70ZM198 231V230H197ZM249 231V230H248ZM253 231H255V230H253ZM5 232V231H4ZM15 232V231H14ZM19 232V231H18ZM138 232V231H137ZM212 232L214 233V231L212 230ZM234 232V231H233ZM233 232H232V234H233ZM242 232V231H241ZM255 232H257V231H255ZM261 232H262V230H261ZM183 233H185V234H183ZM199 233V232H198ZM197 233V234H198ZM201 233V234H202ZM207 233V232H206ZM211 233V232H210ZM225 233V232H224ZM228 233H231L230 231L228 232ZM247 233V232H246ZM263 233H264V231H263ZM262 233V234H263ZM78 234V233H77ZM136 234V235H135ZM183 234V237L182 236H180V235H182ZM204 234V233H203ZM217 234V232L216 233H214V235H216ZM247 234H249V233H247ZM259 233H257V235H258ZM31 235V234H30ZM29 235V236H30ZM72 235V234H71ZM235 235V234H234ZM237 235H238V233H237ZM74 236V235H73ZM179 236L181 237L180 239H182V241L181 240H179ZM204 236V235H203ZM224 236V235H223ZM238 236H240V235H238ZM259 236V235H258ZM258 236H256V237H258ZM263 236V235H262ZM26 237V236H25ZM77 237V236H76ZM110 237V236H109ZM198 237H199V235H198ZM197 237V238H198ZM200 237H202V236H200ZM199 237V238H200ZM210 237V236H209ZM208 237V238H209ZM215 237V236H214ZM213 237V238H214ZM219 237V236H218ZM234 237V236H233ZM236 237V240L238 239L237 238V236H235ZM264 237V236H263ZM196 238V242H197V240H199V239H197ZM207 238V237H206ZM216 238H217V236H216ZM231 238H232V236H231ZM254 238V237H253ZM260 238H261V235H260ZM78 239V238H77ZM94 239V238H93ZM212 239V238H211ZM210 239V240H211ZM215 239V238H214ZM222 239H224V238H222ZM227 239V238H226ZM235 239V238H234ZM19 240V239H18ZM96 240V239H95ZM98 240V239H97ZM209 240V241H210ZM235 240V241H236ZM252 240V239H251ZM261 240H264L263 238H261ZM70 241H72V240H70ZM139 241H140V239H139ZM200 241H201V239H200ZM199 241V242H200ZM212 242H214L213 240H211ZM232 241H233V239H232ZM234 241V242H235ZM241 241H242V239H241ZM95 242V241H94ZM97 242V241H96ZM144 242V241H143ZM179 242V244L180 245H178L177 243ZM212 242H209V243H211V245H212ZM228 242V241H227ZM234 242H232L233 244H234ZM238 242V241H237ZM161 243V244H160ZM181 243H182V246H183V248H182V246H181ZM198 243V242H197ZM206 243V242H205ZM262 243H263V241H260V239L258 240V238H256V239H253L252 240V246L253 247H260L261 245H262ZM156 244V245H155ZM194 244H196V243H194ZM215 244V243H214ZM243 244V243H242ZM82 245V244H81ZM217 245H218V242H217ZM239 245V244H238ZM246 246H247V244H245ZM32 246V245H31ZM113 246V245H112ZM143 246H145V247H143ZM158 246V247H157ZM198 246V245H197ZM196 246V247H197ZM206 246H208V244L206 245ZM205 246V247H206ZM219 246V245H218ZM243 246V245H242ZM33 247V246H32ZM34 247H35V245H34ZM81 247V246H80ZM84 247V246H83ZM205 247H204V249H205ZM222 247H224V246H222ZM227 247V246H226ZM238 247V246H237ZM245 247V246H244ZM252 247V248H253ZM264 246H262V248H263ZM85 248V247H84ZM87 248V247H86ZM98 248V247H97ZM114 248H115V246H114ZM198 248V247H197ZM206 248H210V246H208V247H206ZM212 248V247H211ZM210 248V249H211ZM220 248H221V246H220ZM81 249H83L82 247H81ZM119 249V248H118ZM213 249H215V246L213 247ZM227 249V248H226ZM225 249V250H226ZM71 250V249H70ZM107 250V249H106ZM109 250V249H108ZM186 250V249H185ZM248 250V249H247ZM257 250V249H256ZM258 250L260 251V248H258ZM257 250V252L258 253H260L259 251ZM216 251V250H215ZM214 251V252H215ZM222 251V250H221ZM220 251V252H221ZM228 251H229V249H228ZM231 251V250H230ZM262 251V250H261ZM115 252V253H114ZM207 252H208V250H207ZM210 252V251H209ZM218 252V251H217ZM256 252V251H255ZM227 253V252H226ZM225 253V254H226ZM245 253V252H244ZM249 253H251V252H249ZM255 254V256H259V254ZM262 253V252H261ZM260 253V254H261ZM67 254V253H66ZM209 254V253H208ZM216 255H217V253H215ZM215 254H214V257H215V259L217 258V256H215ZM224 254V255H225ZM246 254V253H245ZM252 254V253H251ZM251 254L249 255L250 256V258H253V257H251ZM263 254H264V250H263ZM263 254H261L260 255V257H258L259 258V260H261V262H262V260L264 259V255ZM71 255V254H70ZM111 255V256H112ZM211 255H212V253H211ZM220 255V254H219ZM235 255V254H234ZM56 256H57V254H56ZM55 256V257H56ZM61 256V255H60ZM199 256V255H198ZM197 256V257H198ZM213 256V255H212ZM231 256V255H230ZM255 256H254V258L253 259H255ZM58 257H59V255H58ZM70 257V256H69ZM210 257V256H209ZM232 257V256H231ZM235 257H237L236 255H235ZM263 257V258H262ZM86 258V257H85ZM249 258V259H250ZM261 258V259H260ZM55 259V258H54ZM70 259V258H69ZM160 259L161 260H164V259H162L161 257H160ZM160 259H158V261L160 262ZM197 259V258H196ZM218 260V262H219V260L221 261V259H219V258H217ZM229 259V258H228ZM231 259V258H230ZM233 259H234V256H233ZM236 260H237V258H235ZM248 259V258H247ZM252 259V260H253ZM64 260V259H63ZM251 260V259H250ZM66 261H67V259H66ZM84 261V260H83ZM89 261H90V259H89ZM88 261V262H89ZM94 261V260H93ZM112 261H114V260H112ZM167 261V262H168ZM216 261V262H217ZM228 261V260H227ZM231 261H233L234 262V260H232L231 259ZM257 261V260H256ZM92 264H97V263H94V262H92V261H90ZM97 262V261H96ZM124 262V261H123ZM124 262V263H125ZM159 262H157V263H159ZM163 262V261H162ZM222 262V261H221ZM220 262V263H221ZM229 262V261H228ZM237 263H239L238 261H236ZM248 262V261H247ZM260 262V263H261ZM63 263V262H62ZM106 263H107V261H106ZM114 263H116V262H114ZM113 263V264H114ZM123 263V264H124ZM161 263V262H160ZM164 263V262H163ZM169 263H166V264H169ZM187 263V262H186ZM188 263H190L189 261H188ZM195 264H196V261L194 262ZM224 263V262H223ZM226 263V262H225ZM230 263V262H229ZM264 263V262H263ZM86 264V263H85ZM162 264V263H161ZM165 264V263H164ZM192 264V263H191ZM197 264H198V261H197Z\"/></svg>",
	"mask_w": 264,
	"mask_h": 264
}]
</instances>
